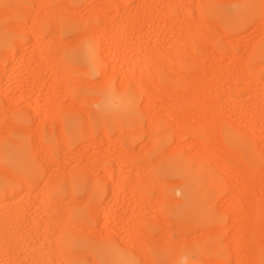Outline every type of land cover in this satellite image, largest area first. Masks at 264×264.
<instances>
[{"label":"rangeland","instance_id":"rangeland-1","mask_svg":"<svg viewBox=\"0 0 264 264\" xmlns=\"http://www.w3.org/2000/svg\"><path fill=\"white\" fill-rule=\"evenodd\" d=\"M44 1H46V0H44ZM60 1H64V0H60ZM60 1L47 0L45 2L46 3L45 4V3H42L41 0H35V1L34 0H17L16 3L12 6L0 5V11H1V9L4 10V8H5V13H4V11H2L3 13L0 12V24L5 26V32L4 33H6V37L8 38V41H9L8 44L0 47V89H1L0 90L1 91L0 92V104H1L0 105V126H1V129H0V133H1L0 134V157H1L2 152L5 149H9L14 143L19 141V142H22L25 145V147L28 148V152L30 153V159L34 163V166L38 169L36 178H33V179L31 178L30 181L28 180L29 185L26 187V186H23L22 183L18 182L17 178H16L17 175H20L22 173H20V171L17 168H15L14 165L9 164L2 157L0 158V171H1L0 172V179L2 180L1 182H3L2 184L4 186H6V188H8L7 193L5 192L7 190H4L3 192L0 193V195L6 197L8 200L10 199V197H12L14 201L16 200L19 202L22 195L27 191V190L25 191L24 189H28V188L32 189L31 193L34 195V197H33V195H32L33 199L30 198V196L27 197V198H29L28 199L29 201L27 203H28V206L31 205L29 207V209H31L30 211H33L34 214H36V216H37L36 220L38 221V222L35 221V223H38L37 225H35V223H33L31 226L28 227V229H30L31 231L30 230L27 231L28 230V229H26L27 226L25 225L26 228H24L25 226H22V225H24L22 223L19 224V225L22 224L21 226H19V225L17 226V224H15L16 227H19L20 229L21 228L25 229L24 231H25V233L28 232L29 233V234L27 233L28 235H30V232H32L31 235L33 237H30L26 234L27 238H25V239L28 240V237L30 238L29 242H30L31 246H30V248L28 246L27 250H30V251L32 250L31 252L33 254H31L32 255L31 256L30 255L31 252L27 251L29 255L26 258H24L23 255H22L23 257L17 255L18 257L16 259L12 260V257H11L12 254L11 253L13 251L11 249L15 248L16 243L11 242L12 243V245H11L9 243V240L5 239V238H7L6 236L9 235L8 233H10L14 227H12V225H10L12 227V229H11V227L9 226V228L11 229L10 231H9V229L8 230L6 229L7 231L1 229L2 232L0 231V236L2 234H4V235L6 234V236L3 235V240L5 239L12 247L10 248L9 247L10 245L8 243H7V245H9V246L5 245L6 244V243H4L5 240L0 241L1 243L2 242L4 243V245H3V243H2V245L0 243V245L2 246V253H0V257H1L0 262H2V263H0V264H4V263L11 264V263H7L5 261L7 259H8L7 261L10 260L9 256L11 257L12 262H15V260L17 261V259L19 257L23 258V260L25 259V261L27 259H30L31 257L34 258V256L39 253L37 251H40V249H41V248L39 249L37 247V244H39L43 240V239L41 240V237L46 238V236L49 235V234H47V232H51V233L53 232L52 234L50 233L49 236L53 235L50 238H52V237L57 238L56 242H55V239H53V238H52L53 240L50 239V241H51L50 244L48 241L49 245L55 244L56 247L59 245H60V247H61V245L62 246L65 245L62 248L63 249L62 251H58V253L56 251V253H55L56 255L54 254L55 250H54L53 254H52V252H50L51 254L50 253H48V254L51 257L57 258L56 260H58V261H60V259L62 258L61 260H65L64 262H66V264H73L72 260L74 258L73 257L74 250H75V254H76V252L80 253L81 251L85 252L87 250L86 255L85 254L84 255L85 256L89 255V256L85 257V256L80 255V254L77 255V257H84L83 261H81L82 259L79 260V261L84 262V263H86L85 261H88L86 258L89 259L92 256V259H94L96 261V263L94 260H92L93 262H90V259H89V262L91 264L92 263L93 264L94 263L95 264H118V262H117L118 259L116 258V255L117 254L123 255L125 253L124 256L132 258V260L134 261V264L137 261L138 262L136 264H141L142 263L141 259H143V258L139 257L140 255L137 254V252H139L137 249H141V248H143V246H145L144 248L147 249L148 252L150 253L151 256H149V255H147V256L151 257V262L153 264H163L162 258H164L165 256H168L174 252L179 253V252L184 251L185 249H187L190 246L194 247V246H198V245H200V246L206 245V246H208V248H213V250H210L208 253H206L204 255V257L206 256L205 258H207V259L203 258V260H204L203 264H244V262L242 263V261L247 257V254L245 252V246H244L245 242H243V241H245V240H243L245 238L241 237V235L239 234L240 231L238 232V230L241 229L240 227L242 226V224L244 222V218H246V217H244L243 214H244V211H246L244 209L247 208L246 207L247 205L244 206V203L242 201L243 199L241 198V196L237 197V194H240L238 191H240L241 188H242V190H244V188H246V187L248 188V187H250L249 185H251V187L247 190L248 191L247 198L249 196L250 197L254 196L257 198L256 202L258 203L257 204L258 206L257 205L256 206H257L258 210L255 211V213H254L255 209L252 211H253V214H256V212H257V214H256L257 217L256 216L254 217L255 221L257 222V220H258V223L259 222L262 223V224L259 223V224H261L260 226L257 223V229L264 228V217H263L264 216V150H263L264 149V100H263L264 99V91H263L264 90L263 89L264 88L263 87V85H264L263 84V80H264V65H263V63H264V3H262V2H264V0H218V1L217 0H194V1L193 0H177L181 3L180 4L178 2L181 6H179L178 3H177V5L179 7H177L176 4H175V6H172L170 4L172 6L170 9H168V7H170L169 4H166V3L167 2L172 3L173 2L172 0H168V1L162 0V1H164V3L162 2L163 4L162 3L157 4L158 1H159V3L161 2L160 0H158V1H156V0H142V1L141 0H133L136 4L131 0H68V3H70V4H68V3L67 4L71 5L68 7L75 8V10H77L81 7V9L77 10V11H79V13H77V11L72 10L73 12H75L74 15L77 16L76 19L77 18H79V19L76 20L73 17L75 19V21H73L74 19H72V16L69 17L68 13L66 15V13L64 11H63L64 13H62V10H61V14H64V15H61L62 18L59 16L58 19L60 22L57 21V19H55L56 18L55 17L54 19L57 22L52 23L51 22L52 19H50L51 20L50 21L51 24H50L48 21L49 20L48 16H50L49 15L50 13L47 14V12H49L50 10H54V9H50V8L51 7L54 8V6L56 7V4ZM126 1H130V2L126 3ZM174 1L176 2V0H174ZM39 2L41 4H45V5L39 6L37 4ZM66 2H67V0H66ZM187 3L189 5H187L185 7L182 6V4L186 5ZM140 4L142 6H139ZM261 4H262V6H261ZM58 5H60V4H58ZM61 5L64 6V4H61ZM161 5L163 6V8ZM21 6H24V7H21ZM85 7L89 10H87ZM138 7L141 9H139ZM164 7H167V8H164ZM20 8L22 9V11L20 10ZM65 8H66V6H65ZM155 8H158V9H155ZM45 9L47 11H45ZM55 9H57V8H55ZM182 9H183V12L185 14H182V12H181ZM26 10H27V12H26ZM159 10L160 11L162 10V12H160ZM163 10L164 11L168 10L167 12H168V15H170V17L167 15V12L165 13V12H163ZM179 10H180V12H179ZM241 10H242V13H241ZM43 11H45V12H43ZM69 11L72 12L71 10H69ZM28 12L29 13L31 12V13L29 14ZM36 12L38 13V16L40 15L39 18L37 16ZM50 12H52V11H50ZM70 12H69V15H70ZM44 13L47 14V15H45L46 17L43 16ZM151 13H152V15H151ZM154 13H155V15H154ZM158 13H159V15H158ZM79 14H81V17H79L80 16ZM156 14H157V16H156ZM244 14H246V16H244ZM153 15L156 17H154ZM160 16H162V18ZM85 17H87V18H85ZM158 17L161 18L163 21L161 19H159ZM40 18H42V20H41V22H38V19L40 20ZM44 18H45V20H43ZM80 18H82V20L83 19L84 20L82 21V20H80ZM108 18L110 20H108ZM187 18L192 20V21H189V23H191L190 25L188 23ZM186 19H187V21H186ZM199 19H201V20H199ZM11 20H12V22H14L13 25H17V26H14V27H12V25L8 26L7 23L8 24L11 23ZM113 20H114V22H113ZM156 20L159 21V23ZM164 20H165V22H164ZM193 20H194L195 25L193 24V26H192ZM234 21H235V23H234ZM37 22L40 24H38ZM108 22L111 23L112 25L110 24L111 25L110 26ZM236 22H237V24H236ZM36 23H37V25H36ZM155 23H157V25ZM32 24H33V26H32ZM54 24H56V26ZM34 25H35V27L36 26L37 27L35 28ZM106 25H108V26H106ZM6 26H7V28H6ZM22 26H23V28L21 29ZM50 26H52V28L54 30H55V28H56V30L58 29L57 34H55L56 30L54 31L55 32V33H53V35L55 34L54 36H56V35L59 36L58 39H60V37L62 39L66 38L67 42L70 40L71 36L74 39V37H73L74 33H78L77 31H80V32L83 31L84 32V31H86L84 29H86L87 27H88L87 29H89V32H91V30L94 31L95 29H97V33L96 34L93 33L94 35H91L92 33L90 35H85L87 33L89 34V32H87L88 31L87 30L86 33L84 34L85 36L83 35V32L81 33L83 35V37H81V35H79L78 38H81L79 40L76 37L77 34H75L74 36L76 37V39L70 40L72 42H70V43L68 42L69 45L64 44V45H66V46H64L65 49L62 48V46H61L62 49L59 48V50H60V55H59V53H58L59 51L56 48H58L61 44L65 43L66 41L64 39H63V41L60 39L59 40L60 42L58 45V44H55V42L58 41L56 39L57 37L55 38L57 41L56 40H55V42L53 41L54 43L51 40H49V38H47V37H50L48 34L50 32V35H51L52 34L51 30H53V29H50L51 28ZM93 26L96 27L94 30H93V28H94ZM105 26H106V28H105ZM90 27H91V29H90ZM81 28H84V29L81 30ZM231 28H232V30H231ZM38 29H40L41 35H39L38 32H40V31ZM193 29H194V31H193ZM106 30L109 33L105 34L107 32ZM29 31H31V32L32 31H38V32H36V33H38V35L37 36L33 35L35 32L31 33ZM94 32H96V31H94ZM223 33L226 36L229 35L228 36L229 39L228 38L224 39L223 37H225V35ZM187 34H189V35H187ZM53 35H52V38L51 37L50 38L54 40ZM181 35L184 36V38ZM111 36H112V39H111ZM178 36H181L182 38L179 37V40H177L176 38H178ZM190 36H191V38H190ZM37 37L38 38L40 37V38L38 39ZM231 37L236 39V41ZM86 39L87 40H90V39L96 40V41H99L100 43H102V42L104 43V40H105L104 44H106V48H105V45L103 43L100 45L102 47L101 48L102 50L105 49L104 50L105 52H107V51L110 52V53L107 52L108 54L107 53L105 54V52L103 53L104 56L106 55L105 56L106 58L103 56L104 68L106 70L105 69H104V71L101 70L97 74H93V73L89 74L90 71H89V66H87L88 64L82 62L81 59L79 58V54L77 53V50L80 47V44ZM231 39H232V41H231ZM107 40L110 41V43ZM112 40L113 41L115 40L116 42L115 41L113 42ZM16 41H18V42L16 43ZM48 41L52 42L54 44V46H52L53 45L52 44L51 47L44 46V48L48 47V48H46L47 51H49L48 54H47L46 49L43 48V50H42L41 49L42 47L40 49L35 47L38 45V44L37 45L35 44L37 42L40 43L39 46L40 45L41 46L46 45L47 43L50 46V43ZM61 41H62V43H61ZM178 41H180L181 43ZM43 42L46 44H43ZM189 42H190V45H189ZM22 43L24 44V46ZM71 43H72V45H71ZM152 43H155L153 45L154 47L148 46V45H151ZM156 43H158V44H156ZM186 43L189 45L190 50L188 49V45ZM247 43H248V45H247ZM160 44L166 45V46H163L161 48ZM175 44H177V46ZM249 44H250V47H249ZM252 45H254V46H252ZM182 46L183 47L185 46L184 49H182L183 48ZM204 46H207L206 48L210 49L209 53H207L208 49L204 48ZM227 46L231 47L232 51L236 52V53L234 55L231 54L233 52L229 51L231 48L228 50ZM156 47H160V48L158 49ZM177 47H180V48H177ZM242 47H246L248 49H251L252 51L250 50L251 51L250 54L252 53V55H250V54L248 55L249 50H247L246 48L242 49ZM253 47H255V48L253 49ZM55 49H56V51H58V52H56L58 54V56H57L58 58L55 57L56 56L55 52H54L55 54H52V55L50 54V52L52 50L55 51ZM154 49L156 51H154ZM203 49H205V50H203ZM44 50L46 51V54H45ZM181 50H182V52L184 50H187L186 52H183V54H185L184 57L182 55ZM191 50H193V51H191ZM239 50H243L244 52H242V51L241 52L243 54L244 53H246V54L243 55L240 52V56H239V54H237ZM3 51L5 54L4 53L2 54ZM212 51H213V53H212ZM171 52H173V55H171L172 54ZM191 52L196 53V55L192 54ZM155 53H156V55H159V56L161 55L160 56L161 58L160 57L155 58V56L153 57L152 55H154ZM187 53L189 56H187ZM49 54H50V56H48L49 60H50V58L52 60V57L53 58L55 57L54 59H56L54 62L51 61L50 64L48 63L49 60L47 62L44 61V60H46L44 57L47 58V55H49ZM220 54H221V56H220ZM109 55L112 57L109 58L108 57ZM170 55L172 57H170ZM218 55L220 57H218ZM232 55L234 56V58ZM235 55L237 58L235 57ZM132 56H135V58ZM136 56H138V57H136ZM185 56H187V57H185ZM228 56H230V58ZM246 56H249V59L251 58V56H252V58L248 61V57H246ZM38 57H39V60H38ZM107 58L109 61H107ZM174 58H175V60H174ZM198 58H200L201 60H199ZM218 58H220V59H218ZM235 58L237 59L236 61H235ZM70 59L72 62L70 61ZM161 59L163 60V62ZM204 59H206L207 61ZM115 60L118 62L116 63ZM152 60H153V62H152ZM159 60L161 62H158ZM187 60H189V65H188ZM216 60H219L218 61L219 64ZM228 60H229V62H228ZM231 60L236 62V64H240V67L238 68L239 65H237V66L235 64L232 65L233 61L231 63ZM238 60L243 65L240 62H238ZM122 61L123 62L125 61V62L123 63ZM132 61H133V63H132ZM111 62L114 64L116 63L117 65L116 64L113 65ZM151 62L154 64H152ZM214 62H216L217 64ZM52 63H54V66L58 67L59 72H52L53 69L55 68L54 66H52ZM118 63H120L121 65L120 64L118 65ZM244 64H246L247 67L244 66ZM254 64L255 65L261 64L263 66L260 65V67H259V66H255ZM50 65L54 68L51 69L52 67H50ZM109 66H110V68H109ZM113 66L114 67L117 66V67L113 68ZM243 66L246 67V69H248V72L250 73V75L253 76V78L256 77L255 80L252 77H250V80L253 79L254 81H256V82H254L252 80L253 82L252 81L250 82L251 88L249 86H247L250 84V83H248L249 78L246 77V78H248V80L246 78L242 79L243 73H241V70H243L242 69ZM85 67H86V69H85ZM107 67H108V69H107ZM137 67H138V69H137ZM153 67L156 68L155 71H157L158 74L157 73L153 74V70H154ZM207 67L211 70H209ZM221 67L222 68L224 67V68L222 69ZM127 68H128V70H127ZM196 68L200 69V70H196ZM217 68H219L220 70H223V72L225 70L226 74L223 73L222 71H220L219 69H218L219 72L217 73V71H218ZM234 68L235 69L238 68V69L235 70ZM240 68H241V70H240ZM179 69H180V71L182 70L181 72H184L185 75H183V73H180L178 71ZM215 69L217 71H214ZM85 70H87V71H85ZM113 70H114V73H113ZM105 71H107V75H106ZM126 71H127V73H126ZM145 71H147V72H145ZM148 71H150L149 73H151V71H152L153 75L150 74L151 77L146 76L148 74ZM195 71H197V74H195ZM201 71L203 73L204 72L209 73V74L206 73L209 79L206 78L207 77L206 74H204L206 77L204 75H202L203 73ZM227 71H229V73ZM244 71H246V72H244ZM244 71L243 72L247 74V70H244ZM102 72L105 73V77L101 76L103 74ZM176 72H178V73L176 74ZM185 72L188 73L189 75H187ZM213 72H214V74H213ZM215 72L217 73L216 74L217 76H215ZM221 72H222V74H221ZM54 73H56V74H54ZM119 73H121V74L124 73L125 75L123 74L121 76V74L119 75ZM136 73H137V75H136ZM143 73H144V75H143ZM191 73H192V75H191ZM249 73H248V76H249ZM108 74H110L109 75L110 78L107 77ZM198 74H199V76H198ZM218 74L220 76H218ZM227 74H230V75H227ZM240 74H241V76H240ZM132 75L134 76V78L131 77ZM200 75L202 76V78L204 77L205 79L204 78L202 79ZM209 75L211 77L213 75L214 77L210 78ZM123 76L125 78H123ZM127 76H128V80H127ZM157 76H158V78H157ZM181 76H182V79L180 78ZM188 76L189 77L191 76L190 78H192V79L195 78L197 80L199 78H201L202 80L199 79L197 81L199 85H200V83H199L200 80L207 87H209V86L213 87V85H214V87L212 89L209 88V90L207 92V95L209 93V95H211V96H209L208 98L204 97V98H206V99H204L203 96H201L202 95V93H201V94H199L200 97L199 96L197 97L196 96L197 94H195V93L199 92L198 87H197L198 92L197 91H191L190 92V88H191V90L195 89L193 87L196 85V83L194 82L195 84L193 86L191 83V82H193V80L188 79ZM197 76L199 78H197ZM227 76H228V78H227ZM232 76L234 77V81L236 80V82L239 81V83H241L240 84L241 86L238 85L239 83H236L231 79ZM236 76L239 80L237 78H235ZM244 76H246V75H243V77ZM83 77H84V80H83L84 83L81 82ZM176 77H177V79H176ZM85 78H87L86 80L94 79V82L93 81L91 82V80L90 81L88 80L89 83L86 85L87 81H85ZM213 78H215V81H211ZM108 79H109V81H108ZM122 79L125 81L127 80L126 83L123 81L125 84H123ZM229 79H231V80H229ZM244 79H246V81L243 82ZM190 80H191V82H190ZM260 80H262V81H260ZM79 81H80V83H79ZM99 81L100 82L102 81V83H100ZM187 81H189V82L186 86L185 83ZM229 81H233V83H235L234 87L239 86L238 90L236 88L235 89L233 88V90H231L232 94L230 91H228L230 86L229 87L226 86L228 88H226L225 90H227V93L229 92L231 95L235 94L234 92L237 90L238 93L236 92L237 95L235 94V96H236V98L239 96L238 100L241 99V101H238L237 99H234L235 102H233V100L229 101L230 95L227 96L226 91H224V89H223V88H225L224 86L226 84L227 85L229 84L233 87L234 84L232 82H229ZM17 82H19V83H17ZM53 82H55V83H53ZM120 82H122L121 85H120ZM213 82H215V84ZM226 82H228V83H226ZM246 82L248 83L247 85H246ZM261 82H262V85H260ZM189 83L193 87H189ZM221 83H222V86H221ZM11 84L13 87L11 86ZM109 85H111L112 87L115 88L116 92L119 94L118 96L124 95V97H130L131 95L134 94L133 100L136 103V114H137L136 118L133 119V118H129V117H122V116L115 115V114L103 115L100 113L99 108H98L99 107L98 102H99V99L101 98V94H102L103 90ZM119 85H120V87H119ZM242 85H243V88H242ZM163 86H164V89L162 88ZM166 86H167L168 91H169V89L172 90L170 93H173V92L175 94L177 93L178 96H179L180 90L182 88L181 93H183V90H184L185 94L189 92L192 95V96L189 95V97H191L190 98L191 100H189L188 98L186 99L187 101L184 100V98H185V97L183 98L184 94L183 95L181 94L182 95V97H181L182 100H180L181 103H179L180 102L179 99L177 100L178 102H176V100H174L175 101L174 102L173 101V99L175 98L174 95H173V98H171L169 96L170 94L165 92ZM169 86H170V88H169ZM200 86H201V88H203V90L200 89V91L203 92V94H204L205 90L208 88L205 87L206 89L204 90V87H203L204 85H200ZM215 86H216V89L220 92V94L217 90H215ZM244 86L249 87L248 91L251 89V92H253V94H254L255 90H256V92H255L256 94L258 93L257 91H259V90L263 91L262 95L259 94V96H257L259 98H261V97L262 98L259 100L257 99L258 103L255 101L257 103L255 106H258L259 108L256 109V107L253 106L255 108V110H257V111L253 110L256 114L253 113V111H252V108H253L252 105L255 104L254 100H256V99L253 100L254 104L252 103V101L247 99V96H249V94L247 93L248 91H246V89H244L247 87H244ZM254 86H256V87H254ZM232 87H231V89H232ZM240 87H241L243 93L241 92ZM218 88L220 90L223 89V94H225V95L222 96L221 95L222 92ZM137 89H139V90H137ZM177 89L178 90L180 89V90L178 91ZM210 89L212 90V92L214 91V94H212ZM2 90L3 91L5 90V91L3 92ZM71 90L74 92L72 93ZM90 90H92V91L90 92ZM239 90H240V92H239ZM252 90H254V91H252ZM262 91H261V93H262ZM128 92L130 95L127 94ZM217 92H218V94H217ZM259 93H260V91H259ZM84 94H89V97H90V95H92V96L97 95V96H94V97L91 96L92 98L90 97V99H89L87 97L88 95L86 96ZM246 94H248V95H246ZM250 94H252V93H250ZM11 95H13V96H11ZM207 95H205V96H207ZM213 95L216 97V101L215 100L212 101L213 98L215 99V97ZM219 95H221V97H219ZM244 95H246V99L248 100V101L244 100L246 102H244L242 100ZM194 96H196V98ZM212 96H213V98H212ZM224 96H226V97L222 98ZM233 96H230V98ZM167 97H169V98H167ZM201 97L203 98L202 101L208 99V101L205 102V105H206L205 107L200 105L202 103L201 99H200ZM210 97L212 98V100ZM217 100L218 101L220 100L221 102L218 103ZM236 100H237L238 106H237V104H235L234 105L236 107V109H235L233 105L231 106V104L236 103ZM12 101H13V103H12ZM163 101L164 102L166 101V103H164ZM188 101L190 103L192 101L193 104L192 103L190 104ZM249 101L252 103V105L251 104L246 105V103L247 102L249 103ZM161 102H163L164 104ZM182 102H184V103H182ZM187 102L189 103L188 107H189V105H191L190 106L191 108L189 107V109H190L189 114H187L188 108L186 109L184 107V104H187ZM196 102L199 103V107H198V104ZM208 102H209V107L211 105V108H212V106L215 104L213 106L215 110H217V109L220 110V108L221 109L224 108L220 111V112H222L223 110L225 111V108H226L227 114H228V112H229V114L230 113H232V114L231 115H229V114L225 115V117L227 119L223 118L222 122L220 124H218L215 122V121H217V120H215V118H216L215 115H217V114H214V116H212V114L215 113V112H212V114H211L212 117L209 116L210 119H213V123H212V121L208 118V114H206L207 110L205 109V108L208 109ZM211 102H212V104H211ZM228 102L229 103L233 102V103L228 105ZM226 103H227V105H226ZM222 104H224V105H222ZM240 104H241V106H240ZM259 104L260 105L263 104L262 105L263 107L262 106L260 107ZM167 105H168V107H167ZM169 105H171V106H169ZM1 106L2 107L4 106V109H5V107L7 108V109H5L6 113H4L5 110ZM194 106L196 107V109H197V107L201 108L200 111L202 114L206 110L204 112L205 115L203 114L205 117H203V115L200 114V112H198V109L196 110L194 108ZM247 106L251 107V108L249 107V112L247 110ZM53 107H55V109ZM170 107H171V110L168 109L170 111L169 112L166 109L170 108ZM240 107H241V109H240ZM47 108L49 110L51 108H53L55 111L53 109H51L52 111L46 112V114H49L50 116L46 115L45 110L47 111L48 110ZM184 108L187 111H185ZM202 108L205 110L202 111L203 110ZM8 109L11 111H8ZM159 109L161 112L159 111ZM163 109H165V110H163ZM209 109L207 112L210 115L211 112L209 111ZM259 109H261V110H259ZM181 110H183V111H181ZM192 110H194V111L192 112ZM211 110H213V108ZM237 110L240 112H243V113L240 114V113H238ZM243 110H247L248 113H246V111H243ZM172 111H174V112H172ZM260 111H263V113ZM53 112H55V113H53ZM183 112H184V114H183ZM163 113H165V114H163ZM173 113H174V115H173ZM191 113H192V115H191ZM8 114H9V116H8ZM52 114H54V115H52ZM218 114H220V113H218ZM224 114H222L223 117H224ZM243 114H244V118H243ZM251 114L254 115L252 119H251V117H252ZM171 115H172V117H171ZM234 115L236 118L234 117ZM238 115H239V119H238ZM44 116H46V118ZM48 116L51 118H49ZM156 116H158V117H156ZM180 116H182V117H180ZM190 116H192V117H190ZM248 116H250V117H248ZM256 116H257V118H256ZM8 117H9V119H7ZM148 117H150L151 119ZM155 117L157 120H155ZM184 117H186V118H184ZM213 117H215V118H213ZM170 118L172 120H169ZM201 118H202V120H205V121L200 120ZM228 118H229V121H228ZM189 119H190V121H189ZM5 120L6 121L7 120L12 121V122H10L11 125L7 124ZM48 120H50V122ZM187 120L189 121V124H188ZM230 120H231V122H230ZM151 121L156 122V124L153 122L154 125H156L155 126L156 129L153 128L154 130L159 131L158 133H160V130H162V133L159 135V137H158V133L156 136V139L158 137V139L160 138L162 141L160 139L159 140L155 139V140L151 141V138L153 139V137H150L151 135L149 136L150 138L147 137V135H149L150 132L145 131L144 129H147L149 124H151V125H149V127L150 126L153 127L152 123L148 124V122H151ZM175 121H177V124H173V123H176ZM223 121L224 122L226 121V122L224 123ZM249 121H253V122H249ZM84 122H86V123H84ZM171 122H173V123H171ZM180 122H182V123L180 124ZM192 122H194V123H192ZM206 122L208 124L212 123L216 127H214L213 125H212L213 126L212 127V126H210L211 125L210 124L209 125L210 129H209ZM246 122H248V123H246ZM254 122H256V123H254ZM12 123H13V125H12ZM183 123L185 124V126L183 125ZM199 123L206 124L205 127H204V125H201V126L203 128H207V129L201 128V126L198 125ZM222 123H224L225 125L227 124L226 127H228V129H232L236 132H239L245 138L249 139L252 142V144L254 145V148L259 153L261 160L251 161L250 158L247 159V154H244L243 151H242L243 153H240L241 152L240 148L234 144L232 145V142H230L228 139H226L227 137L225 138V136L222 135V134H225V131H226L225 130L226 127H224V124L222 125ZM249 123H251V124L248 125ZM253 123L255 124L254 126H257V127L254 128V126L252 125ZM17 124L18 125L21 124L20 125L21 128L22 127H24V128L21 129L20 126L17 127ZM193 124L195 125V127L194 126L192 127ZM237 124H239L240 126L242 125V127H239V125L237 126ZM2 125H5V126H2ZM188 125L191 127L189 129V132H191L190 131L191 129L193 130L192 132H194V130H195V133L191 132L192 135L188 132L189 136L185 135L187 133V131H186V133H184V132H182L183 130L180 131L178 129V128L184 129V127L189 128ZM251 125L254 128V130H253L254 132H252L253 135L250 134L251 133L250 132ZM246 126H248V128H246ZM6 127L9 129L5 131L4 129H6ZM17 128H19V129H17ZM200 128L203 130L202 132L199 131ZM243 128H244V130H247V132L243 131ZM20 129L22 131H20ZM23 129L26 131H24ZM218 129H219V132H218ZM236 129H238V131ZM141 130H142V132H140ZM222 130H223V133H222ZM248 131H249V133H248ZM146 132L147 133L149 132V133L146 135ZM151 132H152V129H151ZM179 132H182L183 134L179 133ZM5 133H6V135H4ZM153 133L156 134L154 131H153ZM196 133H198V135ZM200 133H202V134L206 133L205 134L206 137H208L207 136L208 133H209V135H212L213 137H217V138H219L221 136L219 139H221V140L224 139L222 141L223 144L217 138H216L217 140L214 138L217 142H220V144L217 143L218 146L215 143L216 144L215 146L217 148L222 147L221 149L226 154L221 152V155L224 154L223 156H221V155H219L220 150L217 151L218 149L217 150L212 149V148L216 149V147H214L212 145V144H214L212 141L213 139H210L212 136L208 137V139H207L204 135L202 136V134H201V136H199ZM216 133H217V135H216ZM117 135L119 137L121 136V138H118ZM255 135H256V137H255ZM122 136L124 137L123 139H122ZM152 136H153V134H152ZM183 136H184V138H182ZM197 136L201 137L202 139L197 138ZM222 136H224V137H222ZM10 137L11 138L14 137L15 139L12 141V139ZM185 137H186V139H185ZM204 137L206 140H203ZM32 138H34L35 141ZM179 138H182V140ZM16 139H17V141H15ZM31 139H32V141H31ZM137 139H138V141H137ZM36 140H38L37 143H35ZM193 140L195 143L193 142ZM199 140H201L202 143H200ZM208 140L211 143L208 144ZM157 141H158V143H157ZM190 141H192L193 143ZM188 142L190 143V145ZM176 143H179L178 146L176 145ZM183 143H188L187 144L188 146L186 144H185L186 146L183 145ZM158 144H159V146H158ZM204 145H205V147H204ZM211 145L213 147H211ZM209 146L211 147V149L213 151L210 149ZM41 147H42V149H41ZM162 147H165V150L167 152H169L168 153L169 158L167 157V155H166L167 152L164 151V148H163V151L165 152V155H164V153H161L162 150H160V148L162 149ZM32 148H34L37 153ZM121 149L123 152L121 151ZM172 149H174V150L177 149V150L174 152V150H172ZM201 149L202 150L204 149V152L201 151ZM170 150L173 152L170 153ZM206 150H207V152H206ZM236 150H239V151H236ZM199 151H201V153ZM231 151H232V153H231ZM233 151H235L234 154H233ZM39 152H41V153H39ZM121 152L123 154H121ZM186 152H189L192 154H187ZM217 152H219V153L217 154ZM198 153L200 155H198ZM206 153H207V156H206ZM162 154L165 156L164 159L162 158V156H163ZM172 154L174 156H172ZM201 154H202V156H201ZM50 156H52V157L50 158ZM181 156L182 157L184 156L183 159H185L188 162H192V164L195 165V169L192 170V176H196V174H199V175L203 174L201 172H205V173H209V174L214 173V172H217V173L219 172V174L222 173L220 175L218 174V176L223 177V178L219 177V179H221V181L219 180L220 182L219 181L214 182L212 180L209 181V179L207 177V181L205 180V186H203L202 192H201L203 197L205 196L208 198V201L210 203V207H212V209H214V212L216 214V219H214V221H212L211 223H209V222L204 223L203 221H201L199 219H196V218H193V217H190V216H187V215H184L181 213L184 211V203H183V199H182V193L179 190V188L183 184V179L179 175H174V174L163 172V168L167 164H169L172 161H175L176 158H177V160H178V158L182 159ZM208 156L209 157L211 156V157L209 158ZM215 156H217V158H215ZM232 156H234V158ZM46 157H49L46 159V160H49V162L44 160ZM236 157H239L238 160H240V161H237ZM53 159H55L56 161ZM52 160H53V162H52ZM126 160H128V161H126ZM57 161L59 163L60 162L61 163L59 164ZM56 162H57V164H56ZM238 162L240 164L236 168L235 165L238 164ZM48 163L49 164H51V163L56 164L55 166L59 165L60 166L58 168L59 170L57 169L58 170L57 171L54 165L51 166ZM66 163H68V164L66 165ZM91 163H93V168H91L92 167ZM132 163L135 165L132 166L133 165ZM203 163L205 164V167H203V165H204ZM212 163L214 164V166ZM46 164H47V166H46ZM86 164H87V166H86ZM140 164H143L142 167H144V166L146 167L147 164H149V166H151V167H149L147 165L148 167L146 169H144L145 167L143 168L145 170L144 171V170H142V167L137 168V165L140 166ZM88 165H90V167ZM217 165L218 166L220 165V166L218 167ZM53 166H54V168H53ZM224 166L227 168L226 169L227 171H224V172H221L220 170L215 171L218 168L220 169V167H222L224 170ZM47 167H49V168H47ZM50 167H51V171H52V169L56 170V173L60 172L59 174H61V173H63V171H65L62 175H59V177H60L59 180H58V174L56 175L58 182H57V184L55 183L57 181L56 177L54 179L56 181L53 182L56 184V186L55 185L52 186L51 183L50 184L48 183L49 178H50L49 175L55 173L53 171L49 172ZM211 167H214V170H211ZM222 168H221V170H222ZM238 168H242V169L248 168L249 171L247 170V172H246L248 175L244 176V175L238 173L237 171L240 170ZM6 169H8L7 171L11 172V174L13 175V176L11 175L12 177L11 176L8 177L9 173L8 172L6 173V171H5ZM69 169H70V171H69ZM66 170H68V171H66ZM243 170L246 171V169H243ZM115 171H118V172H115ZM2 173H4V174H2ZM122 173H125V174H122ZM241 173H243V172H241ZM45 174L48 177H45ZM211 176H212V174H211ZM66 177H67V179H66ZM15 178H16V180H15ZM245 179H247V180H245ZM52 180H53V178H52ZM171 180H173V181H171ZM176 181H178V182H176ZM244 182L245 183L249 182L250 184L248 183V185L246 186L244 184ZM7 185H9L10 187ZM228 185H229V187H228ZM41 186H43V187H41ZM44 186L46 189H44ZM225 186L227 187V189ZM244 186H246V187H244ZM36 187H37V190H36ZM49 188H50V190H47ZM30 189L28 191H31ZM33 189L35 191H37V193L39 191L41 193L37 194ZM9 190H10V192L11 191L12 192L9 193ZM42 190H43V194L48 191L47 194L49 196L45 193V195L47 197L46 196L41 197ZM229 191L234 192V194L236 196L234 198H231L232 196H231V193ZM242 192H244V191H242ZM19 193H21V194H19ZM31 193H30V195H31ZM39 194H41V195H39ZM243 194H246V193H243ZM15 196L16 197L18 196L17 198H19V199H14ZM39 196L41 198H39ZM48 197H50V198H48ZM55 197L57 200L53 199ZM84 197L86 198L85 200H84ZM180 197L182 200L180 199ZM254 197H253V201H254ZM44 198H45V200L43 202L42 199H44ZM49 199H51V200H49ZM58 199L60 201H63V202L60 203ZM78 199H80V202H77ZM81 199H82V203H81ZM179 199H180V201H179ZM244 199H245V197H244ZM36 200H39V201H37L38 203H36ZM55 201L58 202V204L54 203ZM158 202H159V204H158ZM236 202H239L238 203L239 205H237ZM244 202H246V201H244ZM256 202H254V203H256ZM49 203L51 205L54 204V206H51V205L49 206ZM62 203L65 205H63ZM35 204H38V205L40 204V205L38 207ZM141 204H142V206H141ZM59 205L60 206L62 205L63 207H60ZM36 206L38 208H36ZM39 208L42 210L47 209L46 211H43L45 214ZM61 208L64 210V212H63V210L62 211L60 210ZM144 209H146V210H144ZM74 210L76 212H73ZM39 212H40V214H39ZM151 212H152V214H151ZM46 213H47V215H46ZM136 213L139 214L138 215L139 217L137 216ZM42 214H44V215L42 216ZM57 214L59 216H57ZM251 214H252V212H251ZM253 214L251 216H253ZM152 215L154 217H152ZM48 217H49V219H48ZM55 217H58L57 219H59V220H57ZM48 220H51V221H48ZM47 222H49V223L51 222V224H48ZM71 222L72 223L74 222L73 226L70 225V224H72ZM61 223H63V224H61ZM3 224L5 227H7L6 225L8 223H7V221H6V223L4 221L0 225H3ZM10 224H12V223H10ZM60 224L62 225V227ZM74 224H76L75 227L78 225V227H76L77 229L74 227ZM179 224H181L180 227L183 224L184 225L181 228H179ZM187 224H189V225H187ZM209 224H211V226H213V227H216L218 225L215 228V230L218 227L220 229L217 230L218 232H215L212 229L214 231V234H210L211 229H209V235L208 234H207V236L205 235L206 238H205V236L201 237L200 234L204 235V232L200 233V231H202L203 228H205V229L206 228L208 229V227L210 228L211 226ZM46 225H48V226H46ZM49 225H51V227H53V229ZM63 225H64V227H63ZM165 225H167L168 227H165ZM184 226H187L188 228L186 227V228L182 229ZM65 227L67 229H64L62 231L61 229L65 228ZM72 227L79 232L81 231V233H83L84 236L79 235V233L77 231H73V233L77 232L78 235L74 234L75 237H74V235L72 236L73 233L70 234L72 231L71 229H73ZM78 228H79V230H78ZM193 228H194V230H193ZM242 229H243V227H242ZM45 230H47L46 233H45ZM3 231L6 233H3ZM16 231H20V230L15 229L12 231V233H15ZM24 231L22 230L20 232H24ZM60 231H62V232L59 233V236H57L58 232H60ZM213 231H212V233H213ZM257 231H256L257 236H255L257 239L256 238L255 239L257 240L256 241L257 246L259 245L258 250L260 249L259 251L261 253L256 254L257 256H255V257H259L258 260H259L260 264L261 263L264 264V235H262V234L260 235V233H264V230H262V231L260 230V232H257ZM185 232H186V234L183 235L182 233H185ZM197 232H199L200 234L198 233L199 235L198 234L195 235V233H197ZM12 233H10V239H11V237L14 238L16 236L15 235L16 233L15 234H12ZM146 233H148V235H146ZM11 235H13L14 237ZM34 235L35 236L37 235L36 236L38 239L37 241L40 240V242L36 241V239H35L36 237H34ZM68 235L71 237H69ZM189 235L192 236L191 238H187L190 243L188 242V240H186V236L190 237ZM144 236L147 239H148V237H149V239L151 238L152 241H154V239L159 237V238H157L158 242H156V241L152 242V241H150L151 239L148 241ZM152 236L155 238H153ZM194 237H196V238L194 239ZM64 238L68 239V240H61ZM25 239H22L21 241L23 242ZM47 239L48 238H46V240ZM206 239H208V241ZM143 240H144V242H143ZM11 241L16 242L17 240L14 239ZM140 241L143 245H141ZM167 241H168V243H167ZM261 241H263V242H261ZM32 242H33V245H32ZM14 244H15V246H14ZM124 244H126V245H124ZM179 244H181V246L180 247L178 246L179 248L178 247L176 248V246ZM1 246H0V248H1ZM4 246H7L12 251L11 252L9 249H6L7 247L5 248L6 250H8V252H10L11 255L8 254L6 251L3 254V250H5V249H3ZM140 246H142V247L140 248ZM16 247L18 248V249L15 248V250L17 251V250L21 249L22 246L20 247V245H19ZM50 247H54V246L51 245ZM60 247H58V248H60ZM110 247H111V249H110ZM65 248L68 249L69 251H71V253L68 250H65ZM49 249L50 248H48V250ZM132 249H136V252ZM50 251H53V250H50ZM63 251H64V253H63ZM87 252H89V254ZM17 253H18V251H17ZM59 253H60V257L57 256V254H59ZM130 253L133 256L130 257ZM13 254H14V256H16L15 252ZM22 254H25V253H22ZM142 254H146V253L144 252ZM142 254H141V256H142ZM29 256H31V257L29 258ZM143 257H146V256H143ZM154 257L156 259H154ZM21 258L19 259L20 260L19 264H20V262H23V264H24L25 262L23 260H21ZM139 258H140V260H139ZM100 259H102L104 261V263ZM34 260H36V259L34 258ZM143 260L146 261L148 264V262H149L148 259L147 260L143 259ZM3 261H5V262H3ZM27 261H29V263L31 262V260H27ZM144 261H143V263H144ZM9 262H11V261H9ZM146 262L144 264H146ZM16 263L17 262H15L14 264H16ZM58 263L60 264L63 262L60 261ZM30 264H32V263H30ZM33 264H37V262H33ZM149 264H150V262H149Z\"/></svg>","mask_w":264,"mask_h":264},{"label":"bare ground","instance_id":"bare-ground-1","mask_svg":"<svg viewBox=\"0 0 264 264\" xmlns=\"http://www.w3.org/2000/svg\"><path fill=\"white\" fill-rule=\"evenodd\" d=\"M16 1H17V0H0V5H4V6H6V5H8V6H12V5H14V4L16 3ZM34 1H35V0H34ZM41 1H42V3H45L47 0H46V1L41 0ZM43 1H44V2H43ZM57 1H60V0H57ZM131 1H133V0H131ZM141 1H142V0H141ZM156 1H158V0H156ZM160 1H161V2L159 3V1H158L157 4H161L162 2L164 3L165 0H164V1L160 0ZM167 1H168V0H167ZM172 1H173L172 3H173L174 5H173L171 2H167V3H166V4H169V6H170V7L167 6L168 9H170L172 6H175V4L177 5V3L179 2V1H177V0H176V2H175L174 0H172ZM193 1H194V0H193ZM217 1H218V0H217ZM62 2H63V3H62ZM127 2H130V1H126V3H127ZM133 2H134V1H133ZM67 3H68V0H67V2H66V0H64V1H60V2H58V3L56 4V7L54 6V8H52V7L50 8V9H54V10H50V11H52V12H50V11L47 12V14L50 13V14H49L50 16H48V19H49L48 21H49L50 24H51V22L54 23V22L59 21V19H58L59 16L61 17V15H64V14H61V10H62V13L65 12L66 15H67V13H68V16H69V17L72 16V19H74V18L76 19L77 16L74 15L75 12H73L72 10L77 11V10L81 9V7H80L79 9L75 10V8L68 7V6H71V5H68V4H70V3H68V4H67ZM134 3H135V2H134ZM163 3H162V4H163ZM179 3H180V2H179ZM179 3H178V5L181 6V5H180L181 3H180V4H179ZM202 3H203V2H202ZM262 3H264V2H262ZM34 4H35V3H34ZM37 4H38L39 6H41V5L43 6V5H45L46 3H45V4H41V3L39 2V3H37ZM58 4H60V5H58ZM61 4H64V6L61 5ZM86 4H87V3H86ZM128 4H129V3H128ZM135 4H136V3H135ZM170 4H171L172 6H171ZM196 4H197V3H196ZM254 4H255V3H254ZM57 5H58V6H57ZM178 5H177V7H179ZM187 5H189V4H188V3H187L186 5H185V4H184V5L182 4L183 7H185V6H187ZM60 6H61V7H60ZM65 6H66V8H65ZM139 6H142V5L140 4ZM143 6H144V5H143ZM145 6H146V5H145ZM153 6H154V5H153ZM161 6H162V5H161ZM261 6H262V4H261ZM21 7H24V6H21ZM58 7H59V8H58ZM83 7H84V6H83ZM154 7H155V6H154ZM167 7H164V8H167ZM55 8H57V9H55ZM62 8H63L64 10H63ZM77 8H78V7H77ZM85 8H86V7H85ZM138 8H139V7H138ZM162 8H163V6H162ZM18 9H19V8H18ZM43 9H44V8H43ZM86 9H87V8H86ZM139 9H141V8H139ZM155 9H158V8H155ZM20 10L22 11L21 8H20ZM65 10H66V11H65ZM69 10H71L72 12H70ZM87 10H89V9H87ZM153 10H154V9H153ZM184 10H185V9H184ZM2 11H4V13H5V8H4V10L1 9L0 12H2ZM13 11H14V10H13ZM38 11H39V10H38ZM38 11H37V12H38ZM41 11H42V10H41ZM45 11H47V10L45 9ZM45 11H43V12H45ZM63 11H64V12H63ZM159 11H160V10H159ZM167 11H168V10H167ZM167 11H164V10H163V12H165V13H166ZM201 11H202V10H201ZM24 12H25V11H24ZM26 12H27V10H26ZM37 12H36V14H37V16H38V13H37ZM69 12H70V15H69ZM155 12H156V11H155ZM160 12H162V10H161ZM160 12H159V13H160ZM179 12H180V10H179ZM181 12H182V14H185V13L183 12V9L181 10ZM247 12H248V11H247ZM2 13H3V12H2ZM12 13H13V12H12ZM28 13H29V12H28ZM30 13H31V12H30ZM30 13H29V14H30ZM77 13H79V11H77ZM159 13H158V15H159ZM241 13H242V10H241ZM29 14H28V15H29ZM47 14L44 13L43 16L46 17L45 15H47ZM71 14H72V15H71ZM162 14H163V13H162ZM1 15H2V14H1ZM41 15H42V14H41ZM77 15H78V14H77ZM79 15H80L79 17H81V14H79ZM151 15H152V13H151ZM154 15H155V13H154ZM154 15H153V16H154ZM167 15H168V12H167ZM39 16H40V15H39ZM39 16H38V18H39ZM52 16H53V17H52ZM156 16H157V14H156ZM156 16H154V17H156ZM163 16H164V15H163ZM168 16L170 17V15H168ZM171 16H172V15H171ZM199 16H200V15H199ZM244 16H246V14H244ZM41 17H42V16H41ZM55 17H56V18H55ZM73 17H74V18H73ZM154 17H153V18H154ZM160 17L162 18V16H160ZM240 17H241V16H240ZM54 18L57 19V21H55ZM61 18H62V17H61ZM61 18H60V19H61ZM66 18H67V17H66ZM85 18H87V17H85ZM158 18H159V17H158ZM161 18H159V19H161ZM167 18H168V17H167ZM185 18H186V17H185ZM50 19H52V21H51ZM72 19H71V20H72ZM75 19H74L73 21H75ZM77 19H79V18H77ZM77 19H76V20H77ZM150 19H151V18H150ZM187 19H188V18H187ZM187 19H186V21H187ZM205 19H206V18H205ZM240 19H241V18H240ZM41 20H42V18H40V20L38 19V22H41ZM43 20H45V18H44ZM80 20H82V18H80ZM83 20H84V19H83ZM83 20H82V21H83ZM108 20H110V19L108 18ZM151 20H152V19H151ZM161 20H162V19H161ZM166 20H167V19H166ZM171 20H172V19H171ZM197 20H198V19H197ZM199 20H201V19H199ZM50 21H51V22H50ZM78 21H79V20H78ZM153 21H154V20H153ZM156 21H157V20H156ZM162 21H163V20H162ZM189 21H192V20H191V19H188V23H189ZM38 22H37V23H38ZM59 22H60V21H59ZM59 22H58V23H59ZM80 22H81V21H80ZM103 22H104V21H103ZM109 22H110V21H109ZM109 22H108V23H109ZM113 22H114V20H113ZM113 22H112V23H113ZM157 22L159 23V21H157ZM164 22H165V20H164ZM11 23H12V24H11ZM11 23H9V24L7 23V25H8V26L12 25V27L17 26V25H13L14 22H12V20H11ZM37 23H36V25H37ZM82 23H83V22H82ZM105 23H106V22H105ZM180 23H181V22H180ZM207 23H208V22H207ZM234 23H235V21H234ZM15 24H16V23H15ZM18 24H19V23H18ZM38 24H40V23H38ZM56 24H57V23H56ZM56 24H54V25L56 26ZM110 24H111V23H109V25H110ZM155 24L157 25V23H155ZM169 24H170V23H169ZM190 24H191V23H189V25H190ZM193 24H194V20H193V22H192V26H193ZM236 24H237V22H236ZM103 25H104V24H103ZM111 25H112V24H111ZM111 25H110V26H111ZM156 25H155V26H156ZM194 25H195V24H194ZM200 25H201V24H200ZM204 25H205V24H204ZM18 26H19V25H18ZM32 26H33V24H32ZM52 26H53V25H52ZM52 26H50V27H51L50 29H53ZM106 26H108V25H106ZM106 26H105V28H106ZM152 26H153V25H152ZM183 26H184V25H183ZM19 27H20V26H19ZM24 27H25V26H24ZM34 27H35V25H34ZM36 27H37V26H36ZM36 27H35V28H36ZM39 27H40V26H39ZM63 27H64V26H63ZM63 27H62V28H63ZM93 27H94V26H93ZM194 27H195V26H194ZM234 27H235V26H234ZM6 28H7V26H6ZM22 28H23V26L21 27V29H22ZM30 28H31V27H30ZM54 28H55V27H54ZM87 28H88V27H87ZM87 28H86V29L81 28V30L84 29V30H86V31L88 30L87 32H89V29H87ZM95 28H96V27H94L93 30H94ZM217 28H218V27H217ZM232 28H233V27H232ZM232 28H231V30H232ZM25 29H26V28H25ZM32 29H33V28H32ZM90 29H91V27H90ZM220 29H221V28H220ZM222 29H223V28H222ZM28 30H29V29H28ZM38 30L40 31V29H38ZM55 30H56V28H55ZM55 30H54V29L51 30V33H52L51 35H50V32H49L48 35H49L51 38H52L53 33H55V32H56L55 34L58 33V31H57L58 29H57L56 31H55ZM231 30H230V31H231ZM23 31H24V30H23ZM54 31H55V32H54ZM86 31H84V32H83V31H81V32H80V31H77L78 33H74V34H73L74 39H73L72 36H71V37H70V40H75L76 37H77L78 40L81 39V38H78L79 35H81V37H83V35L86 33ZM94 31H96V32H94ZM94 31L91 30V32H89V34L87 33V34H85V35H90L91 33H92L91 35H94L93 33L96 34V33H97V29H95ZM106 31H107V30H106ZM193 31H194V29H193ZM220 31H221V30H220ZM4 32H5V26H3L2 24H0V47H2V46H4V45H6V44L9 43L8 38L6 37V33H4ZM29 32H31V31H29ZM33 32H35L33 35H36V36H37L38 33H39V35H41V34H40L41 31H40V32H38V31H32L31 33H33ZM36 32H38V33H36ZM79 32H80V33H79ZM82 32H83V35L81 34ZM158 32H159V31H158ZM189 32H190V31H189ZM27 33H28V32H27ZM98 33H99V32H98ZM107 33H109V32L107 31L105 34H107ZM221 33H222V32H221ZM55 34H54V35H55ZM75 34H77L76 37L74 36ZM189 34H190V33H189ZM189 34H187V35H189ZM223 34H224V33H223ZM223 34H222V35H223ZM54 35H53L54 40L51 39L50 37H47V38H49V40H51L52 42H53V41L55 42V40L57 39L58 41L56 40L57 42H55V44H58V45H59V42H60L59 40L61 39V40L63 41L64 38L62 39V38L60 37V39H58L59 36H57V35L54 36ZM85 35H84V36H85ZM109 35H110V34H109ZM190 35H191V34H190ZM197 35H198V34H197ZM224 35H225V34H224ZM224 35H223V36H224ZM36 36H35V37H36ZM107 36H108V35H107ZM181 36H182V35H181ZM181 36H178V38H176V39L179 40V37H181ZM223 36H222V37H223ZM228 36H229V35H228ZM228 36L225 35V37H223V38H224V39H227ZM33 37H34V36H33ZM56 37H57V38H56ZM182 37L184 38V36H182ZM182 37H181V38H182ZM199 37H200V36H199ZM220 37H221V36H220ZM37 38H38V37H37ZM39 38H40V37H39ZM39 38H38V39H39ZM47 38H46V39H47ZM55 38H56V39H55ZM92 38H93V37H92ZM109 38H110V37H109ZM190 38H191V36H190ZM190 38H189V39H190ZM231 38H233V37H231ZM35 39H36V38H35ZM41 39H42V38H41ZM44 39H45V38H44ZM101 39H102V38H101ZM111 39H112V36H111ZM228 39H229V38H228ZM233 39H234V38H233ZM64 40L66 41V38H65ZM67 40H68V39H67ZM70 40L68 41L69 43L72 42V41H70ZM182 40H183V39H182ZM234 40L236 41V39H234ZM37 41H38V40H37ZM42 41H43V40H42ZM62 41H61V43H62ZM65 41H64V42H65ZM107 41H108V40H107ZM112 41H113V40H112ZM114 41H115V40H114ZM114 41H113V42H114ZM231 41H232V39H231ZM17 42H18V41H16V43H17ZM44 42H45V41H44ZM44 42H43V44H46V43H44ZM48 42H49V41H48ZM52 42H49V43H50V46H49L48 43H47L46 45H43V46L40 45V46H39L40 43L37 42V43H35V44H36V45L38 44V45L35 46V47L38 48V49H40V48L42 47L41 49L43 50L44 46L51 47V45L54 43V42H53V43H52ZM68 42L66 41V42L63 43V44L60 43L61 45H60L58 48H56V49H58L59 52L56 51V49H55V51L52 50L53 52L51 51L50 54L52 55V54H55L56 52H58L59 55H60V50H59V48H60V49L64 48V46H66V45H64V44L69 45ZM75 42H76V41H75ZM81 42H82V41H81ZM108 42L110 43V41H108ZM115 42H116V41H115ZM178 42H180V41H178ZM19 43H20V42H19ZM41 43H42V42H41ZM102 43H103V42H102ZM102 43H100L99 41H96V40H91V39H90V40H87V39H86V40H84V41L80 44V47H79L78 50H77V53L79 54V58L81 59V61L84 62V63H87V64H88L87 66H89V71H90L89 74H91V73H93V74H97V73H99L101 70L104 71V69H105V68H104V58H103V56H104L103 53L105 52V51H104L105 49H104V50L101 49L102 47H101L100 44H102ZM104 43H105V40H104ZM104 43H103V44H104ZM173 43H174V42H173ZM180 43H181V42H180ZM187 43H188V42H187ZM187 43H186V44H187ZM228 43H229V42H228ZM232 43H233V42H232ZM235 43H236V42H235ZM22 44H23V43H22ZM113 44H114V43H113ZM149 44H150V43H149ZM154 44H155V43H152L151 45H148V46H152V47H154V46H153ZM156 44H158V43H156ZM163 44H164V43H163ZM184 44H185V43H184ZM236 44H237V43H236ZM58 45H57V46H58ZM71 45H72V43H71ZM77 45H78V44H77ZM104 45H105V48H106V44H104ZM110 45H111V44H110ZM160 45H161V44H160ZM175 45L177 46V44H175ZM187 45H188V44H187ZM189 45H190V42H189ZM189 45H188V49H189ZM226 45H227V44H226ZM226 45H225V46H226ZM239 45H240V44H239ZM243 45H244V44H243ZM247 45H248V43H247ZM23 46H24V44H23ZM52 46H54V44H53ZM55 46H56V45H55ZM61 46H62V48H61ZM102 46H103V45H102ZM116 46H117V45H116ZM145 46H146V45H145ZM145 46H144V47H145ZM163 46H166V45H161L160 47L162 48ZM176 46H175V47H176ZM180 46H181V45H180ZM241 46H242V45H241ZM241 46H240V47H241ZM252 46H254V45H252ZM35 47H34V48H35ZM48 47H46V48H48ZM113 47H114V46H113ZM134 47H135V46H134ZM160 47H156V48L159 49ZM182 47H183V46H182ZM184 47H185V46H184ZM184 47H183L182 49H184ZM186 47H187V46H186ZM191 47H192V46H191ZM206 47H207V46H204V48H206ZM227 47H228V46H227ZM249 47H250V44H249ZM21 48H22V47H21ZM46 48H44V49H46ZM52 48H53V47H52ZM107 48H108V47H107ZM148 48H149V47H148ZM177 48H180V47H177ZM230 48H231V47H228V50H229ZM244 48H246V47H242V49H244ZM254 48H255V47H253V49H254ZM64 49H65V48H64ZM191 49H192V48H191ZM206 49H208V48H206ZM211 49H212V48H211ZM246 49L249 50V53H248V55H249L250 52H251L252 50H251V49H248V48H246ZM19 50H20V49H19ZM36 50H37V49H36ZM36 50H35V51H36ZM179 50H180V49H179ZM189 50H190V49H189ZM203 50H205V49H203ZM209 50H210V49H208V52H207V53H209ZM225 50H226V49H225ZM250 50H251V51H250ZM1 51H2V50H1ZM44 51H45V50H44ZM46 51H47V49H46ZM46 51H45V54H46ZM106 51H107V50H106ZM154 51H156V50L154 49ZM186 51H187V50H184L183 52H186ZM191 51H193V50H191ZM229 51L233 52V51H232V48H231ZM241 51L244 52L243 50H239L238 53H237V54H239V56H240V52H241ZM37 52H38V51H37ZM48 52H49V51H47V54H48ZM54 52H55V53H54ZM107 52H109V51H107ZM107 52H105V54H106ZM129 52H130V51H129ZM178 52H179V51H178ZM181 52H182V50H181ZM183 52H182V55H183V57H184L185 54H183ZM203 52H204V51H203ZM242 52H241V54H243ZM3 53H4V51L2 52V54H3ZM109 53H110V52H109ZM158 53H159V52H158ZM171 53H172L171 55H173V52H171ZM191 53L196 55V53H193V52H191ZM207 53H206V54H207ZM212 53H213V51H212ZM216 53H217V52H216ZM216 53H215V54H216ZM218 53H219V52H218ZM235 53H236V52H233V53H231V54L234 55ZM4 54H5V53H4ZM50 54L47 55V58L44 57V58L46 59V60H44L45 62H47V61L49 60V59H48V56H50ZM107 54H108V53H107ZM228 54H229V53H228ZM231 54H230V55H231ZM244 54H246V53H244ZM244 54H243V55H244ZM55 55H56V56H55ZM55 55H54V56H55L56 58H58V57H57L58 54L56 53ZM146 55H147V54H146ZM171 55H170V57H172ZM233 55H232V56H233ZM250 55H252V53H251ZM30 56H31V55H30ZM33 56H34V55H33ZM105 56H106V55H105ZM105 56H104V57H105ZM124 56H125V55H124ZM143 56H144V55H143ZM152 56H153V57L155 56V58H156V57H160L161 55L159 56V55H156V53H155V54L152 55ZM152 56H151V57H152ZM187 56H189L188 53H187ZM187 56H185V57H187ZM220 56H221V54H220ZM220 56L218 55V57H220ZM232 56H231V57H232ZM239 56H238V57H239ZM241 56H242V55H241ZM16 57H17V56H16ZM35 57H36V56H35ZM55 57H54V58H55ZM59 57H60V56H59ZM108 57L110 58V57H112V56L109 55ZM114 57H115V56H114ZM130 57H131V56H130ZM132 57L135 58V56H132ZM136 57H138V56H136ZM174 57H175V56H174ZM190 57H191V56H190ZM192 57H193V56H192ZM207 57H208V56H207ZM228 57L230 58V56H228ZM235 57H236V55H235ZM246 57H248V61L252 58V56H251L250 59H249V56H246ZM17 58H18V57H17ZM29 58H30V57H29ZM54 58L52 57V60H51V58H50V60H49L48 63L50 64L51 61L54 62V61L56 60V59H54ZM64 58H65V57H64ZM105 58H106V57H105ZM139 58H140V57H139ZM160 58H161V57H160ZM194 58H195V57H194ZM205 58H206V57H205ZM221 58H222V57H221ZM233 58H234V56H233ZM233 58H232V59H233ZM236 58H237V57H236ZM236 58H235V61L237 60ZM114 59H115V58H114ZM118 59H119V58H118ZM136 59H137V58H136ZM140 59H141V58H140ZM198 59L201 60L200 58H198ZM218 59H220V58H218ZM38 60H39V57H38ZM58 60H59V59H58ZM112 60H113V59H112ZM122 60H123V59H122ZM137 60H138V59H137ZM161 60H162V59H161ZM174 60H175V58H174ZM192 60H193V59H192ZM196 60H197V59H196ZM196 60H195V61H196ZM204 60H206V59H204ZM223 60H224V59H223ZM233 60H234V59H233ZM233 60H231V63H232ZM242 60H243V59H242ZM252 60H253V59H252ZM36 61H37V60H36ZM70 61H71V59H70ZM107 61H109L108 58H107ZM187 61H188V65H189V60H187ZM206 61H207V60H206ZM216 61L218 62L219 60H216ZM220 61H221V60H220ZM41 62H42V61H41ZM59 62H60V61H59ZM71 62H72V61H71ZM115 62L117 63L118 61L115 60ZM122 62H123V61H122ZM124 62H125V61H124ZM124 62H123V63H124ZM138 62H139V61H138ZM142 62H143V61H142ZM152 62H153V60H152ZM152 62H151V63H152ZM155 62H156V61H155ZM158 62H161V61L159 60ZM162 62H163V60H162ZM193 62H194V61H193ZM203 62H204V61H203ZM228 62H229V60H228ZM238 62H240V61L238 60ZM238 62H237V63H238ZM242 62H243V61H242ZM246 62H247V61H246ZM111 63H112V62H111ZM116 63H115V64H116ZM127 63H128V62H127ZM132 63H133V61H132ZM186 63H187V62H186ZM195 63H196V62H195ZM198 63H199V62H198ZM214 63H216V62H214ZM240 63H241V62H240ZM60 64H61V63H60ZM112 64L115 65L114 63H112ZM119 64H120V63H118V65H119ZM152 64H154V63H152ZM160 64H161V63H160ZM201 64H202V63H201ZM206 64H207V63H206ZM216 64H217V63H216ZM218 64H219V62H218ZM221 64H222V63H221ZM233 64H235L236 66L239 65L238 68L240 67V64H236V62H234V61H233L232 65H233ZM241 64H242V63H241ZM261 64H262V63H261ZM261 64H258V65H257V64H256V65L254 64V65L260 67ZM116 65H117V64H116ZM120 65H121V64H120ZM125 65H126V64H125ZM130 65H131V64H130ZM142 65H143V64H142ZM146 65H147V64H146ZM155 65H156V64H155ZM161 65H162V64H161ZM190 65H191V64H190ZM193 65H194V64H193ZM203 65H204V64H203ZM242 65H243V64H242ZM263 65H264V63H263ZM263 65H261V66H263ZM52 66H54V63H52ZM52 66L50 65V67H52ZM105 66H106V65H105ZM126 66H127V65H126ZM153 66H154V65H153ZM177 66H178V65H177ZM221 66H222V65H221ZM230 66H231V65H230ZM244 66L247 67L246 64H244ZM244 66H243V68L241 67L243 70H241V68H240L241 73H243V74H242V79L248 77L249 80H248V78H246V79L248 80V83H250L253 79L255 80L256 77L253 78V76L250 75V73L248 72V69H246V67H244ZM252 66H253V65H252ZM54 67H55V68H54ZM54 67L51 68V69H53V68L55 69V70L53 69L52 72H59L58 67H56V66H54ZM116 67H117V66H115V67L113 66V68H116ZM119 67H120V66H119ZM119 67H118V68H119ZM134 67H135V66H134ZM138 67H139V66H138ZM138 67H137V69H138ZM149 67H150V66H149ZM151 67H152V66H151ZM204 67H205V66H204ZM217 67H218V66H217ZM224 67H225V66H224ZM224 67H223V68H224ZM83 68H84V67H83ZM109 68H110V66H109ZM139 68H140V67H139ZM159 68H160V67H159ZM207 68H208V67H207ZM221 68H222V67H221ZM223 68H222V69H223ZM238 68H237V69H238ZM56 69H57V70H56ZM85 69H86V67H85ZM107 69H108V67H107ZM153 69H154V70H153V74H156V73H157V71H155L156 68L153 67ZM187 69H188V68H187ZM208 69H209V68H208ZM218 69H219V68H217V70H218ZM234 69H235V68H234ZM237 69H235V70H237ZM105 70H106V69H105ZM118 70H119V69H118ZM121 70H122V69H121ZM127 70H128V68H127ZM196 70H200V69H197V68H196ZM202 70H203V69H202ZM209 70H211V69H209ZM217 70L215 69L214 71H217ZM219 70H220V69H219ZM219 70L217 71V73L219 72ZM244 70H247V74L244 73V72H246V71H244ZM85 71H87V70H85ZM115 71H116V70H115ZM129 71H130V70H129ZM129 71H128V72H129ZM154 71H155V72H154ZM158 71H159V70H158ZM178 71H179L180 73H183V75H185L184 72H181L182 70L180 71V69H179ZM207 71H208V70H207ZM220 71L223 72V70H220ZM243 71H244V72H243ZM105 72H106V75H107V71H105ZM117 72H118V71H117ZM119 72H120V71H119ZM140 72H141V71H140ZM145 72H147V71H145ZM149 72H150V71H148V74H149V75L147 74L146 76H150V74H152V71H151V73H149ZM201 72H202V71H201ZM208 72H209V71H208ZM222 72H221V74H222ZM227 72L229 73V71H227ZM102 73H103L104 75L102 74L101 76H102V77H105V73H104V72H102ZM113 73H114V70H113ZM126 73H127V71H126ZM177 73H178V72H176V74H177ZM185 73H186V72H185ZM202 73H203V72H202ZM206 73H207V72H206ZM206 73L204 72L202 75H204V74H206ZM217 73L215 72V76H217V75H216ZM223 73H225V70H224ZM239 73H240V72H239ZM248 73H249V76H248ZM54 74H56V73H54ZM54 74H53V75H54ZM120 74H121V73H119V75H120ZM123 74H124V73H122L121 76H122ZM141 74H142V73H141ZM153 74H152V75H153ZM157 74H158V73H157ZM186 74L189 75L188 73H186ZM195 74H197V71H195ZM207 74H209V73H207ZM207 74H206V76H207ZM213 74H214V72H213ZM225 74H226V73H225ZM109 75H110V74H108V76H107L108 78H110ZM112 75H113V74H112ZM124 75H125V74H124ZM130 75H131V74H130ZM136 75H137V73H136ZM143 75H144V73H143ZM180 75H181V74H180ZM191 75H192V73H191ZM227 75H230V74H227ZM243 75H246V76L243 77ZM128 76H129V75H128ZM128 76H127V80H128ZM154 76H155V75H154ZM198 76H199V74H198ZM198 76H197V78H199ZM200 76H201V75H200ZM204 76H205V75H204ZM206 76H205V77H206ZM218 76H220V75L218 74ZM240 76H241V74H240ZM102 77H101V78H102ZM131 77L134 78L133 75H132ZM150 77H151V76H150ZM184 77H185V76H184ZM184 77H183V78H184ZM190 77H191V76H190ZM190 77L188 76V79H192V78H190ZM209 77L212 78V77H214V76L212 75V77H211V76L209 75ZM229 77H230V76H229ZM250 77H252L253 79L251 78L252 80H250ZM257 77H258V76H257ZM123 78H125V77L123 76ZM157 78H158V76H157ZM157 78H156V79H157ZM180 78L182 79V76H181ZM201 78H202V76H201ZM201 78H199V79H201ZM203 78H204V77H203ZM203 78H202V79H203ZM206 78H208V76H207ZM227 78H228V76H227ZM235 78H237V76H236ZM240 78H241V77H240ZM86 79H87V78H85V81H87V82H86V85L89 83L88 80H89V81L91 80V82H92V81L94 82V79H88V80H86ZM95 79H96V78H95ZM176 79H177V77H176ZM194 79H195V78H194ZM194 79H192L193 82H191V80H190V82L192 83L193 86H194V84L196 83L197 86L195 85V86L193 87V86L189 83V87H193V88H195L196 90L193 89V88H192L193 90H191V88H190V92H191V91H197V92H198V90H197V87H198L200 93H199V92H198V93H195V94H197V95H196L197 97H198L199 94H201V93H202L201 96H203V98H204V97L208 98L209 96H211V95H209V93H208V95H207V92H208L209 88L212 89V88L214 87V85H213V87H212V86H211V87H210V86L207 87V86H205V84L202 83V81H201L202 79H201V80L199 81L200 85H204V86H203V87H204V90H205L206 88H208V89L205 90L206 93L204 92V94H203V92L200 91V89L203 90V88H201V86H200V85L198 84V82H197L199 79H198V80L195 79L196 81H195ZM204 79H205V78H204ZM208 79H209V78H208ZM231 79L234 81V77H233V76L231 77ZM231 79H229V80H231ZM237 79H238V78H237ZM246 79H244L243 82L246 81ZM258 79H259V78H258ZM258 79H257V80H258ZM67 80H68V79H67ZM83 80H84V77H83L82 80H81L82 83H84ZM127 80H126V81H127ZM210 80H211V79H210ZM217 80H218V79H217ZM238 80H239V79H238ZM254 80H253V81H254ZM2 81H3V80H2ZM12 81H13V80H12ZM102 81H103V80H102ZM102 81H101V82L99 81V82L102 83ZM108 81H109V79H108ZM123 81L126 83V81L122 79V82H123ZM211 81H215V78H213ZM233 81H229V82H232V83H233ZM253 81H252V82H253ZM260 81H262V80H260ZM122 82H120V85H121ZM124 82H123V84H125ZM180 82H181V81H180ZM188 82H189V81H187V82L185 83L186 86H187ZM194 82H195V83H194ZM234 82H236V80H235ZM254 82H256V81H254ZM17 83H19V82H17ZM17 83H16V84H17ZM53 83H55V82H53ZM79 83H80V81H79ZM82 83H81V84H82ZM116 83H117V82H116ZM134 83H135V82H134ZM134 83H133V84H134ZM213 83L215 84V82H213ZM226 83H228V82H226ZM236 83H239V81L236 82ZM248 83L246 82V85H247ZM20 84H21V83H20ZM111 84H112V83H111ZM181 84H182V83H181ZM233 84H234V85H233ZM233 84H232L233 87H232L231 85H229V84H228V85L226 84V85L224 86L225 88H223V89H224V91H226L227 96H229V95H230V96H233V95H234V96L231 97V98H230V96H229V99H230L229 101H232V100H233V102H235L234 99H237V100H238V97H239V96H238V97L236 98L235 94H236V92H237V90H238V87H239L238 85H240L241 83H239L238 85L236 84L238 87H234V86H235V83H233ZM263 84H264V80H263ZM84 85H85V84H84ZM117 85H118V84H117ZM120 85H119V87H120ZM182 85H183V84H182ZM182 85H181V86H182ZM210 85H211V84H210ZM219 85H220V84H219ZM250 85H251V83H250L249 85H247V86L250 87ZM260 85H262V82H261ZM260 85H259V86H260ZM11 86H12V84H11ZM115 86H116V85H115ZM133 86H134V85H133ZM167 86H168V85H167ZM167 86H166V91H165V92L168 93V94H170L169 96H170L171 98H173V95H174L175 98L173 99V101L176 100V102H178V101H177L178 99H179V101L182 100L181 97H182L183 94H184V95H183V98L185 97L184 100H186L187 98H188L189 100H191V99H190L191 97H189V95H191V94H190L189 92H188L189 94H188V93L185 94V93H184V90H183V93H181V92H182V88H181L180 86H179V87L181 88V90L179 89V90H180V93L178 92V93H179V96L177 95V93H176V94H175L174 92H173V93H170L172 90L169 89V91H168ZM221 86H222V83H221ZM226 86H228V87L230 86L229 89H228V91H230L231 94H232V91H231V90H233V88H234V89L236 88L237 90H236V91L234 90V91H235V92H234L235 94L231 95L229 92L227 93V90H225V89L228 88V87H226ZM240 86H241V85H240ZM247 86H244V87H247ZM9 87H10V86H9ZM9 87H8V88H9ZM12 87H13V86H12ZM119 87H118V88H119ZM121 87H122V86H121ZM205 87H206V88H205ZM231 87H232V89H231ZM249 87L244 88V89H246V91H248V88H249ZM254 87H256V86H254ZM263 87H264V85H263ZM16 88H17V87H16ZM134 88H135V87H134ZM138 88H139V87H138ZM162 88L164 89V86H163ZM169 88H170V86H169ZM187 88H188V87H187ZM242 88H243V85H242ZM250 88H251V87H250ZM10 89H11V88H10ZM120 89H121V88H120ZM171 89H172V88H171ZM211 89H210V91L212 92ZM218 89H219V88H218ZM221 89H222V88H221ZM223 89H222V90L219 89V90L222 92V93H221L222 96L225 95V94H223ZM244 89H243V90H244ZM261 89H262V88H261ZM263 89H264V88H263ZM0 90H1V89H0ZM72 90H73V89H72ZM72 90H71V91H72ZM137 90H139V89H137ZM177 90H178V89H177ZM179 90H178V91H179ZM215 90H217V89H216V86H215ZM240 90H241V92L243 93L241 87H240ZM240 90H239V92H240ZM2 91H3V90H2ZM4 91H5V90H4ZM4 91H3V92H4ZM91 91H92V90H90V92H91ZM126 91H127V90H126ZM130 91H131V90H130ZM217 91H218V90H217ZM252 91H254V90H252ZM259 91H260V93H259ZM259 91H257L258 93L256 94V93H255L256 90H255V92H254L255 95H254L253 92H251V89H250V90L247 92V93L249 94V96H247V99H249L250 101H252V103H253V100L256 99V100H254V102H255V101L257 102V99L259 100V99L262 98L261 96H260L261 98H259V97H257V96H259V94L262 95L264 90H263V91H262V90H259ZM261 91H262V93H261ZM0 92H1V91H0ZM73 92H74V91H72V93H73ZM88 92H89V91H88ZM93 92H94V91H93ZM218 92H219V91H218ZM218 92H217V94H218ZM193 93H194V92H193ZM237 93H238V92H237ZM250 93H252L253 95L250 94ZM127 94H129V92H128ZM181 94H182V95H181ZM210 94H211V93H210ZM212 94H214V91L212 92ZM219 94H220V92H219ZM248 94H246V95H248ZM84 95H86V96L88 95L87 97H88L89 99H90V97L92 96V95H90V97H89V94H84ZM118 95H119V94L116 92V90H115L114 87H112L111 85L107 86V87L103 90V92H102V94H101V98L99 99V102H98V105H99L98 108H99L100 113L103 114V115H105V114H115V115H119V116H122V117H129V118H133V119L136 118V115H137V114H136V103H135V101L133 100V99H134V97H133L134 94L131 95L130 97H124V95H121V96H118ZM129 95H130V94H129ZM129 95H128V96H129ZM175 95H176V96H175ZM205 95H207V96H205ZM221 95H219V97H221ZM236 95H237V94H236ZM246 95H244V97H243V99H242L243 101H244V100L248 101V100L246 99ZM11 96H13V95H11ZM39 96H40V95H39ZM82 96H83V95H82ZM94 96H97V95H93L92 97H94ZM177 96H178V97H177ZM191 96H192V95H191ZM196 96H194V97L196 98ZM213 96H214V95H213ZM213 96H212V98H213ZM217 96H218V95H217ZM83 97H84V96H83ZM83 97H82V98H83ZM92 97H91V98H92ZM164 97H165V96H164ZM199 97H200V96H199ZM214 97H215V96H214ZM225 97H226V96H224V97H222V98H225ZM234 97H235V98H234ZM9 98H10V97H9ZM19 98H20V97H19ZM85 98H86V97H85ZM117 98H118V99H117ZM167 98H169V97H167ZM176 98H177V99H176ZM180 98H181V99H180ZM203 98H202V97L200 98V99H201V102H202L203 104H202L200 101H199V102L201 103V104H200L201 106H204V107H205V106H206V105H205V102L208 101V99L202 101ZM206 98H204V99H206ZM210 98H211V97H210ZM212 98H211V100H212ZM232 98H233V99H232ZM241 98H242V97H241ZM11 99H12V98H11ZM94 99H95V98H94ZM226 99H227V98H226ZM12 100H13V99H12ZM192 100H193V99H192ZM214 100L216 101V97H215V99L213 98L212 101H214ZM220 100H221V99H220ZM220 100H219V101L217 100V102L220 103V102H221ZM237 100H236V103H234V104H231V103H233V102H230V103L228 102V105L231 104V106H232V105L234 106L235 104H237V106H238ZM263 100H264V99H263ZM74 101H75V100H74ZM154 101H155V100H154ZM156 101H157V100H156ZM186 101H187V100H186ZM209 101H210V100H209ZM224 101H225V100H224ZM238 101H241V99L238 100ZM243 101H242V102H243ZM246 101H244V102H246ZM250 101H249V103L247 102L246 105H248V104H251V105H252V103H251ZM158 102H159V101H158ZM163 102H164V101H163ZM163 102H161V103H163ZM174 102H175V101H174ZM184 102H185V101H184ZM184 102H182V103H184ZM188 102H189V101H188ZM188 102H187V104H184V107H185L186 109L188 108V109H187V110H188V113H187V114H189V111H190L189 107L191 106V105H189V107H188V104L190 103V102H189V103H188ZM217 102H216V103H217ZM244 102H243V103H244ZM256 102H255V104L253 103L254 105H252V107L255 106V105L258 103V102H257V103H256ZM12 103H13V101H12ZM164 103H166V101H165ZM164 103H163V104H164ZM179 103H181V101H180ZM185 103H186V102H185ZM191 103H192V101H191ZM191 103H190V104H191ZM196 103H197V102H196ZM218 103H217V104H218ZM192 104H193V103H192ZM194 104H195V103H194ZM197 104H198V107H199V103H197ZM211 104H212V102H211ZM0 105H1V104H0ZM59 105H60V104H59ZM165 105H166V104H165ZM176 105H177V104H176ZM176 105H175V106H176ZM182 105H183V104H182ZM185 105H186L187 107H186ZM214 105H215V104H214ZM214 105H213V106H214ZM222 105H224V104H222ZM226 105H227V103H226ZM251 105H250V106H251ZM259 105H260V104H259ZM262 105H263V104H262ZM262 105H260V107H261ZM169 106H171V105H169ZM196 106H197V105H196ZM213 106H212V108H213L214 111L211 110V109H212V108H211V105H210V107H209V102H208V109L210 108L209 111L211 112L210 115H209V113L207 112V111H208L207 108H205L207 111H206L205 109H203V108H202V109H203L202 111H204V110L206 111V114H208V118H209V119H210V117L214 116V114H217V115H215L216 118H215V117H213V118H215V120H217V121H215L216 123L220 124V123L222 122V119H223V118L227 119V118L225 117V115H228L229 112H228V114H227V112H226V108H225V111L223 110L222 112H220V111H221L222 109H224V108H222V109L220 108V110L217 109V110L219 111V112H218L217 110L214 109ZM219 106H220V105H219ZM240 106H241V104H240ZM250 106H249V107H250ZM1 107H2V106H1ZM167 107H168V105H167ZM181 107H182V106H181ZM198 107H197L198 112H200V114H202L201 111H200L201 108H198ZM226 107H227V106H226ZM229 107H230V106H229ZM249 107L247 106V110H248V112H249ZM255 107H256V109L259 108L258 106H255ZM262 107H263V106H262ZM2 108L4 109V106H3ZM53 108L55 109V107H53ZM53 108H51V109H53ZM56 108H57V107H56ZM174 108H175V107H174ZM174 108H173V109H174ZM182 108H183V107H182ZM185 108H184V110L187 111ZM190 108H191V107H190ZM194 108L196 109L195 106H194ZM217 108H218V107H217ZM234 108L236 109L235 106H234ZM238 108H239V107H238ZM250 108H251V107H250ZM5 109H7V108L5 107ZM5 109H4V110H5ZM40 109H41V108H40ZM47 109H48V108H47ZM51 109H50V110L48 109L47 111L45 110V114H46V112H48V111H49V112L52 111ZM54 109H53V110H54ZM168 109L171 110V107H170V108H167L166 110H168ZM195 109H194V110H195ZM197 109H196V110H197ZM240 109H241V107H240ZM4 110H3V111H4ZM60 110H61V109H60ZM163 110H165V109H163ZM194 110H192V112H193ZM228 110H229V109H228ZM228 110H227V111H228ZM233 110H234V109H233ZM238 110H239V109H238ZM238 110H237V111H238ZM247 110H243V111H246V113H248ZM250 110H251V109H250ZM253 110H254V111H257V110H255L254 107L252 108V111H253ZM259 110H261V109H259ZM8 111H11V110L8 109ZM8 111H7V112H8ZM38 111H39V110H38ZM41 111H42V110H41ZM54 111H55V110H54ZM56 111H57V110H56ZM159 111H160V109H159ZM168 111H169V110H168ZM181 111H183V110H181ZM205 111H204V112H205ZM254 111H253V113H255ZM160 112H161V111H160ZM169 112H170V111H169ZM172 112H174V111H172ZM175 112H176V111H175ZM178 112H179V111H178ZM195 112H196V111H195ZM204 112H203V114H204ZM212 112H215V113L212 114ZM216 112H217V113H216ZM235 112H236V111H235ZM260 112L263 113V111H260ZM4 113H6V110H5ZM8 113H9V112H8ZM53 113H55V112H53ZM68 113H69V112H68ZM71 113H72V112H71ZM158 113H159V112H158ZM167 113H168V112H167ZM196 113H197V112H196ZM218 113H220V114H218ZM224 113H225V114H224ZM238 113L242 114L243 112L238 111ZM238 113H237V114H238ZM250 113H251V112H250ZM258 113H259V112H258ZM148 114H149V113H148ZM159 114H160V113H159ZM163 114H165V113H163ZM183 114H184V112H183ZM200 114H199V115H200ZM203 114H202V115H203ZM211 114H212V116H211ZM222 114H224V117H223ZM231 114H232V113H230L229 115H231ZM234 114H235V113H234ZM255 114H256V113H255ZM46 115H49V114H46ZM52 115H54V114H52ZM154 115H155V114H154ZM173 115H174V113H173ZM191 115H192V113H191ZM194 115H195V114H194ZM204 115H205V114H204ZM204 115H203V117H205ZM246 115H247V114H246ZM251 115H252V114H251ZM251 115H250V116H251ZM260 115H261V114H260ZM8 116H9V114H8ZM49 116H50V115H49ZM49 116H48V117H49ZM161 116H162V115H161ZM185 116H186V115H185ZM209 116H210V117H209ZM241 116H242V115H241ZM250 116H248V117H250ZM253 116H254V115H252L251 119L253 118ZM258 116H259V115H258ZM44 117L46 118V116H44ZM57 117H58V116H57ZM153 117H154V116H153ZM156 117H158V116H156ZM156 117H155V120H157ZM171 117H172V115H171ZM180 117H182V116H180ZM188 117H189V116H188ZM190 117H192V116H190ZM196 117H197V116H196ZM196 117H195V118H196ZM227 117H228V116H227ZM234 117H235V115H234ZM234 117H233V118H234ZM260 117H261V116H260ZM10 118H11V117H10ZM49 118H51V117H49ZM55 118H56V117H55ZM148 118H150V117H148ZM184 118H186V117H184ZM231 118H232V117H231ZM235 118H236V117H235ZM240 118H241V117H240ZM243 118H244V114H243ZM256 118H257V116H256ZM261 118H262V117H261ZM7 119H9V117H8ZM150 119H151V118H150ZM175 119H176V118H175ZM182 119H183V118H182ZM191 119H192V118H191ZM198 119H199V118H198ZM238 119H239V115H238ZM246 119H247V118H246ZM248 119H249V118H248ZM10 120H11V119H10ZM169 120H172V119L170 118ZM185 120H186V119H185ZM200 120H202V118H201ZM207 120H208V119H207ZM210 120H211L212 123H213V119H210ZM260 120H261V119H260ZM5 121H6V120H5ZM5 121H4V122H5ZM48 121L50 122V120H48ZM161 121H162V120H161ZM179 121H180V120H179ZM181 121H182V120H181ZM187 121H188V120H187ZM189 121H190V119H189ZM189 121H188V124H189ZM202 121H205V120H202ZM211 121H210V122H211ZM228 121H229V118H228ZM236 121H237V120H236ZM4 122H3V123H4ZM10 122H12V121H9V120L6 121L7 124H10V125H11ZM153 122H154V121H153ZM153 122H152V121H151V122H148V124H149V123H152V124H153V127H151V126L149 127V125H151V124H149V125H148V128H149V129H148V128H147V129H144L145 127L143 128L145 131H149V132H150V133L148 132L149 135H147L148 133L146 132V135H147V137H149L150 135H151L150 137H153V139L151 138V141H153V140L156 139L157 133L159 132V131L154 130V129H156V127H155L156 125H154V123L156 124V122H154V123H153ZM175 122H176V123H173V122H171V123H173V124H177V121H175ZM183 122H184V121H183ZM208 122H209V121H208ZM215 122H214V123H215ZM223 122H224V121H223ZM225 122H226V121H225ZM225 122H224V123H225ZM230 122H231V120H230ZM240 122H241V121H240ZM249 122H253V121H249ZM84 123H86V122H84ZM178 123H179V122H178ZM181 123H182V122H180V124H181ZM184 123H185V122H184ZM184 123H183V125L185 126L186 123H185V124H184ZM192 123H194V122H192ZM206 123H207V122H206ZM212 123H210L211 125L207 123L208 128H209V125H210V126L213 125ZM224 123H222V125H223ZM232 123H233V122H232ZM237 123H238V122H237ZM246 123H248V122H246ZM254 123H256V122H254ZM254 123L252 124L253 126L255 125ZM4 124H5V123H4ZM233 124H234V123H233ZM235 124H236V123H235ZM250 124H251V123H249L248 125H250ZM12 125H13V123H12ZM20 125H21V124H20ZM20 125L17 124V127L20 126ZM171 125H172V124H171ZM183 125H182V126H183ZM196 125H197V124H196ZM198 125H200V126H201V125H204V127L206 126V124H204V123H202V124L199 123ZM238 125H239V124H237V126H238ZM252 125H251V129L253 128ZM2 126H5V125H2ZM22 126H23V125H22ZM102 126H103V125H102ZM173 126H174V125H173ZM193 126L195 127L194 124L192 125V127H193ZM213 126H214V125H213ZM213 126H212V127H213ZM226 126H227V124H226V125L224 124V127H226ZM234 126H235V125H234ZM15 127H16V126H15ZM15 127H14V128H15ZM179 127H180V126H179ZM188 127H189V128H187V127L185 128V127H184V129H181V128H178V129H179L180 131L183 130L182 132H184V133H186V131H187V133H186L185 135H188L189 129L191 128L189 125H188ZM198 127H199V126H198ZM212 127H211V128H212ZM214 127H216V126H214ZM239 127H242V125H241V126L239 125ZM249 127H250V126H249ZM255 127H257V126H254V128H255ZM20 128H21V126H20ZM22 128H24V127H22ZM22 128H21V129H22ZM137 128H138V127H137ZM137 128H136V129H137ZM150 128L152 129V132H151V129H150ZM153 128H154V129H153ZM182 128H183V127H182ZM201 128H203V127L201 126ZM201 128H200L199 131L202 132L203 130H202ZM246 128H248V126H246ZM254 128H253L252 130L250 129V132H251L250 134H252V132H254V131H253ZM0 129H1V126H0ZM8 129H9V128L6 127V129H4V130L6 131V130H8ZM17 129H19V128H17ZM21 129H20V131H22ZM141 129H142V128H141ZM195 129H196V128H195ZM198 129H199V128H198ZM203 129H207V128H203ZM209 129H210V128H209ZM241 129H242V128H241ZM4 130H3V131H4ZM23 130H24V129H23ZM117 130H118V129H117ZM176 130H177V129H176ZM184 130H185V131H184ZM223 130H224V129H223ZM223 130H222V133H223ZM225 130H226V131H225V134H222V135H224L225 138L227 137L226 139H228L230 142H232V145L234 144V145L238 146V147L240 148V150H241L240 153H243V152H244V154H247V159L250 158L251 161H258V160H261L259 153H258L257 150L254 148V145L252 144V142H251L249 139L245 138V137H244L242 134H240L239 132H236V131H234V130H232V129H228V127H226ZM236 130L238 131V129H236ZM5 131H4V132H5ZM24 131H26V130H24ZM24 131H23V132H24ZM153 131H154L156 134H154ZM177 131H178V130H177ZM190 131L192 132L193 130L191 129ZM206 131H207V130H206ZM243 131H246V132H247V130H244V128H243ZM140 132H142V130H141ZM140 132H139V133H140ZM175 132H176V131H175ZM182 132H179V133H182ZM191 132H189V133L191 134ZM197 132H198V131H197ZM207 132H208V131H207ZM209 132H210V131H209ZM218 132H219V129H218ZM220 132H221V131H220ZM151 133L153 134V136H152ZM161 133H162V130H160V133H158V137H159V135H160ZM192 133H195V130H194V132H192ZM198 133H199V132H198ZM198 133H196V134L198 135ZM214 133H215V132H214ZM248 133H249V131H248ZM0 134H1V133H0ZM182 134H183V133H182ZM201 134H202V133H200L199 136H201ZM205 134H206V133L202 134V136L204 135V136L206 137ZM2 135H3V134H2ZM4 135H6V133H5ZM134 135H135V134H134ZM154 135H155V136H154ZM177 135H178V134H177ZM191 135H192V134H191ZM216 135H217V133H216ZM219 135H220V134H219ZM252 135H253V134H252ZM117 136H118V135H117ZM188 136H189V135H188ZM207 136H208V137H211L212 135H209V133H208ZM224 136H222V137H224ZM7 137H8V136H7ZM31 137H32V136H31ZM125 137H126V136H125ZM150 137H149V138H150ZM158 137H157V139H158ZM179 137H180V136H179ZM205 137L203 138V140H206ZM208 137H206V138L208 139ZM212 137H213V136H212ZM212 137H211L210 139H213L212 141H213L214 144H212V145H213L214 147H216L215 145H216L217 143L220 144V142H221V143L223 144L222 141H223L224 139H223V140L219 139L221 136H220V137L218 136L219 138H217V137H213V138H212ZM255 137H256V135H255ZM10 138H11V137H10ZM118 138H121V136H120V137L118 136ZM123 138H124V137L122 136V139H123ZM138 138H139V137H138ZM149 138H148V139H149ZM182 138H184V136H183ZM182 138H179V139L182 140ZM197 138H201V137H198V136H197ZM214 138H215V139L217 138L220 142H217V141H216L217 139L215 140ZM11 139H12V141H13L15 138L13 137V138H11ZM32 139H34V138H32ZM32 139H31V141H32ZM60 139H61V138H60ZM116 139H117V138H116ZM126 139H127V138H126ZM130 139H131V138H130ZM157 139H156V140H157ZM159 139H160V138H159ZM159 139H158V140H159ZM185 139H186V137H185ZM201 139H202V138H201ZM226 139H225V140H226ZM262 139H263V138H262ZM160 140H161V139H160ZM15 141H17V139H16ZM34 141H35V139H34ZM37 141H38V140H36L35 143H37ZM137 141H138V139H137ZM149 141H150V140H149ZM161 141H162V140H161ZM199 141H200V143H202L201 140H199ZM199 141H198V142H199ZM147 142H148V141H147ZM164 142H165V141H164ZM183 142H184V141H183ZM190 142H192V141H190ZM193 142H194V140H193ZM193 142H192V143H193ZM205 142H206V141H205ZM205 142H204V143H205ZM31 143H32V142H31ZM157 143H158V141H157ZM188 143H189V142H188ZM188 143H183V145H185V144L187 145ZM194 143H195V142H194ZM209 143H211V142L208 140V144H209ZM215 143H216V144H215ZM224 143H225V142H224ZM159 144H160V143H159ZM159 144H158V146H159ZM178 144H179V143H176L177 146H178ZM218 144H217V146H218ZM45 145H46V144H45ZM170 145H171V144H170ZM172 145H173V144H172ZM174 145H175V144H174ZM176 145H175V146H176ZM186 145H185V146H186ZM189 145H190V143H189ZM202 145H203V144H202ZM212 145H211V147H213ZM62 146H63V145H62ZM175 146H174V147H175ZM179 146H180V145H179ZM187 146H188V145H187ZM207 146H208V145H207ZM169 147H170V146H169ZM180 147H181V146H180ZM204 147H205V145H204ZM209 147H210V146H209ZM211 147H210V149H211ZM234 147H235V146H234ZM34 148H35V147H34ZM34 148H32V149H34ZM39 148H40V147H39ZM126 148H127V147H126ZM126 148H125V149H126ZM132 148H133V147H132ZM163 148H164V151L167 152V151L165 150V147H162V149L160 148V150H162L161 153H164V155H165V152L163 151ZM171 148H172V147H171ZM185 148H186V147H185ZM221 148H222V147H220V148H217V147H216V149H214V148H212V149H213V150H217V149H218L217 151L220 150V153L217 152V154L219 153V155H221V152L224 153V154H226ZM41 149H42V147H41ZM67 149H68V148H67ZM128 149H129V148H128ZM158 149H159V148H158ZM178 149H179V148H178ZM212 149H211V150H212ZM37 150H38V149H37ZM62 150H63V149H62ZM172 150H174V149H172ZM176 150H177V149H175L174 152H175ZM213 150H212V151H213ZM263 150H264V149H263ZM34 151H35V149H34ZM48 151H49V150H48ZM121 151H122V149H121ZM185 151H186V150H185ZM189 151H190V150H189ZM201 151L204 152V149H203V150L201 149ZM201 151H199V152L201 153ZM212 151H211V152H212ZM236 151H239V150H236ZM242 151H243V152H242ZM35 152H36V151H35ZM68 152H69V151H68ZM68 152H67V153H68ZM82 152H83V151H82ZM85 152H86V151H85ZM122 152H123V151H122ZM122 152H121V154H123ZM172 152H173V151L170 150V153H172ZM190 152H191V151H190ZM206 152H207V150H206ZM208 152H209V151H208ZM234 152H235V151H233V154H234ZM260 152H261V151H260ZM36 153H37V152H36ZM36 153H35V154H36ZM39 153H41V152H39ZM43 153H44V152H43ZM48 153H49V152H48ZM168 153H169V152H167L166 155H167V157L169 158V154H168ZM184 153H185V152H184ZM184 153H183V154H184ZM186 153H187V154H192V153H189V152H186ZM195 153H196V152H195ZM231 153H232V151H231ZM231 153H230V154H231ZM46 154H47V153H46ZM196 154H197V153H196ZM209 154H210V153H209ZM213 154H214V153H213ZM224 154H223V155H224ZM233 154H232V155H233ZM43 155H44V154H43ZM48 155H49V154H48ZM48 155H47V156H48ZM65 155H66V154H65ZM162 155H163V154H162ZM164 155L162 156L163 159H164V157H165ZM170 155H171V154H170ZM198 155H200V154L198 153ZM203 155H204V154H203ZM210 155H211V154H210ZM219 155H218V156H219ZM223 155H221V156H223ZM38 156H39V155H38ZM45 156H46V155H45ZM60 156H61V155H60ZM70 156H71V155H70ZM156 156H157V155H156ZM156 156H155V157H156ZM172 156H174V155L172 154ZM201 156H202V154H201ZM206 156H207V153H206ZM206 156H205V157H206ZM1 157H2L3 159H5L9 164L14 165L15 168H17V169L20 171V173H22V174H20V175H17V176L15 175V176H16V178H17V181L20 182V183H22L23 186H26V187H27V186L29 185L28 180L30 181L31 178H32V179H33V178H36V175H37L38 169L34 166V163H33V162L31 161V159H30V153L28 152V148L25 147V145H24L22 142H19V141H18V142H16V143H14L9 149H5V150L2 152ZM1 157H0V158H1ZM39 157H40V156H39ZM51 157H52V156H50V158H51ZM155 157H154V158H155ZM167 157H166V158H167ZM178 157H179V156H178ZM183 157H184V156H183ZM183 157L181 156L182 159L178 158V160H177V158H176L175 161H172V162H170L169 164H167V165L163 168V172H165V173H170V174H174V175H179V176L183 179V184H182L181 187L179 188V190H180L181 193H182V199H183V203H184V211L181 212V213L184 214V215H187V216H190V217H193V218L199 219V220L203 221L204 223H205V222H209V223H211L212 221H214V219H216V214H215V212H214V209H212V207H210V203H209V201H208V198L205 197V196H204V197L202 196V193H201V192H202V188H203V186H205V180L207 181V177H208L209 181L212 180V181H214V182H215V181L218 182L219 180L221 181V179H219V177H220V178H223V177H222V176H218L219 172H218V173H217V172H214V173H211V172H210V173L212 174V176H211V174H209V173H205V172H201V173H203V174H200V175H199V174H196V176H192V170L195 169V165L192 164V162H188V161H186L185 159H183ZM208 157H209V156H208ZM210 157H211V156H210ZM210 157H209V158H210ZM232 157L234 158V156H232ZM47 158H49V157H46L44 160H46ZM58 158H59V157H58ZM58 158H57V159H58ZM65 158H66V157H65ZM154 158H153V159H154ZM215 158H217V156H215ZM236 158H237V161H240V160H238L239 157H236ZM40 159H41V158H40ZM153 159H152V160H153ZM158 159H159V158H158ZM202 159H203V158H202ZM202 159H201V160H202ZM219 159H220V158H219ZM53 160H55V159H53ZM53 160H52V162H53ZM124 160H125V159H124ZM201 160H200V161H201ZM220 160H221V159H220ZM234 160H235V159H234ZM41 161H42V160H41ZM46 161L49 162V160H46ZM55 161H56V160H55ZM126 161H128V160H126ZM235 161H236V160H235ZM57 162H58V161H57ZM57 162H56V164H57ZM89 162H90V161H89ZM168 162H169V161H168ZM193 162H194V161H193ZM42 163H43V162H42ZM44 163H45V162H44ZM58 163H59V162H58ZM60 163H61V162H60ZM60 163H59V164H60ZM143 163H144V162H143ZM219 163H220V162H219ZM225 163H226V162H225ZM48 164H49V163H48ZM56 164L51 163V164H49V165H51V166L54 165V166H55ZM63 164H64V163H63ZM67 164H68V163H66V165H67ZM70 164H71V163H70ZM91 164H92V167H91V168H93V163H91ZM91 164H90V165H91ZM132 164H133V163H132ZM136 164H137V163H136ZM203 164H204V163H203ZM212 164H213V163H212ZM239 164H240V163L238 162V164H236L235 167L237 168V166H239ZM49 165H48V166H49ZM84 165H85V164H84ZM90 165H88V166L90 167ZM134 165H135V164H133L132 166H134ZM142 165H143V164H140V166L137 165V168H138V167H142ZM147 165L149 166V164H147ZM147 165H146V167L144 166L145 168L142 167V170L146 169V168L148 167ZM208 165H209V164H208ZM215 165H216V164H215ZM225 165H226V164H225ZM46 166H47V164H46ZM54 166H53V168H54ZM86 166H87V164H86ZM213 166H214V164H213ZM217 166H218V165H217ZM219 166H220V165H219ZM219 166H218V167H219ZM59 167H60L59 165L55 166L56 170H57ZM135 167H136V166H135ZM149 167H151V166H149ZM203 167H205V164L203 165ZM47 168H49V167H47ZM117 168H118V167H117ZM143 168H144V169H143ZM221 168H222V167H220V169L218 168V169L215 170V171H219V170H220L221 172L227 171V170H226L227 168H226L225 166H224V170H223V168H222V170H221ZM66 169H67V168H66ZM89 169H90V168H89ZM139 169H140V168H139ZM238 169H240V170L237 171L238 173H240V174H242V175H244V176H245V175H248V174L246 173L247 170L249 171L248 168H243V169H246V171L243 170L242 168H238ZM7 170H8V169H6L5 171H6V173H7V172L9 173V174H8V175H9L8 177H10L12 174H11V172H9V171H7ZM49 170H50L49 172H52V171H53V172H55V173L49 175L50 178H49L48 183H49V184L51 183L52 186H53V185L56 186V184H57V182H58V180H59V178H60L59 175H62L65 171H63V173L59 174L60 172H57V173H56V170H53V169H52V171H51V167H50ZM58 170H59V169H58ZM58 170H57V171H58ZM64 170H65V169H64ZM71 170H72V169H71ZM117 170H118V169H117ZM211 170H214V167H211ZM261 170H262V169H261ZM3 171H4V170H3ZM3 171H2V172H3ZM5 171H4V172H5ZM66 171H68V170H66ZM69 171H70V169H69ZM87 171H88V170H87ZM144 171H145V170H144ZM240 171L243 172V173H241ZM0 172H1V171H0ZM46 172H47V171H46ZM46 172H45V173H46ZM49 172H48V173H49ZM61 172H62V171H61ZM115 172H118V171H115ZM259 172H260V171H259ZM12 173H13V172H12ZM85 173H86V172H85ZM88 173H89V172H88ZM216 173H217V174H216ZM2 174H4V173H2ZM57 174H58V180H57V176H56ZM65 174H66V173H65ZM118 174H119V173H118ZM122 174H125V173H122ZM220 174H222V173H220ZM220 174H219V175H220ZM6 175H7V174H6ZM66 175H67V174H66ZM69 175H70V174H69ZM223 175H224V174H223ZM12 176H13V175H12ZM12 176H11V177H12ZM15 176H14V177H15ZM163 176H164V175H163ZM45 177H48V176H46V174H45ZM55 177H56V180H57V181L54 180ZM117 177H118V176H117ZM133 177H134V176H133ZM177 177H178V176H177ZM201 177H202V178H201ZM16 178H15V180H16ZM52 178H53V180H52ZM13 179H14V178H13ZM44 179H45V178H44ZM66 179H67V177H66ZM66 179H65V180H66ZM175 179H176V178H175ZM249 179H250V178H249ZM62 180H63V179H62ZM62 180H61V181H62ZM72 180H73V179H72ZM180 180H181V179H180ZM245 180H247V179H245ZM1 181H2V180L0 179V193L3 192L4 190H7V191H5V192L7 193V192H8V188H6V186H4V185L2 184L3 182H1ZM54 181H56V182H55L56 184L53 183ZM119 181H120V180H119ZM171 181H173V180H171ZM209 181H208V182H209ZM220 181H219V182H220ZM45 182H46V181H45ZM45 182H44V183H45ZM66 182H67V181H66ZM174 182H175V181H174ZM176 182H178V181H176ZM180 182H181V181H180ZM40 183H41V182H40ZM52 183H53V184H52ZM248 183H249V182H248ZM248 183H247V182H246V183L244 182V184H245L246 186L248 185ZM174 184H175V183H174ZM210 184H211V183H210ZM249 184H250V183H249ZM41 185H42V184H41ZM43 185H44V184H43ZM7 186H9V185H7ZM216 186H217V185H216ZM246 186H244V187H246ZM249 186L251 187V185H249ZM9 187H10V186H9ZM41 187H43V186H41ZM225 187H226V186H225ZM228 187H229V185H228ZM244 187H243V188H244ZM250 187H248V188L246 187V188H244V190H242V188H241L240 191L242 190V191H244V192H242V191H241V192L238 191L240 194H237V197H238V196H241V198L243 199L242 201H243V203H244V206L247 205V206H246L247 208L244 209V210H246V211L243 210V211H244V214H243V215H244V217H246V218H244V222H243L242 226L240 227L241 229L238 230V232L240 231L239 234L241 235V237H242V238H245V239H243V240H245V241H243V242H245V243H244V246H245V252H246V254H247V257L242 261V263L244 262V264H257V263L260 264V262H259V260H258L259 257H255V256H257L256 254L261 253V252L259 251L260 249L258 250L259 245L257 246V243H256V241H257L256 239H257V238H256L255 236H257V234H256V231H257V230H258L257 232H260V230L262 231V230H264V228H259L260 230L257 229V223H258V220H257V222H256L255 219H254V217L256 216L257 212H256V214H253V211H252V210L255 209V210H254V213H255V211L258 210V209H257V206H258L257 204H258V203L256 202V201H257V200H256L257 198L254 197V196H251L252 198H251L250 196H249L250 198H249V197L247 198V196H248V191H247V190H248ZM38 188H39V187H38ZM69 188H70V187H69ZM154 188H155V187H154ZM23 189H24V188H23ZM29 189H30V188H28V189H24L25 191L27 190L26 192L23 190L25 193H24V194L22 193L23 195H22V197L20 198L19 202L16 201V200L14 201L12 197H10V199L8 200L6 197L0 195V211H1V212H0V224H2V222H4V221H5V223H6V221H7V223L9 224V225H8V224L6 225L7 227H5L4 224H3V225H0V231H1V229L5 230V231H7V230L9 229V231H10V230L12 229V227H14L13 230L17 229V230H20V231H22V230L24 231L25 229H22V228L20 229L19 227H16L15 224H17V226H18L20 223H22V224H24V225H22V224H21V225H22V226H25V225H26L27 228H26V226H25L24 228L28 229V227L31 226L33 223H35V221L38 222V221L36 220V217H37L36 214H34V212H33V211H30L31 209H29V207H30L31 205L28 206V203H27V202L29 201V200H28L29 198H27V197L30 196V198H32V195H33V194L31 193V192H32V189H30L31 191H28ZM44 189H46L45 186H44ZM157 189H158V188H157ZM226 189H227V187H226ZM226 189H225V190H226ZM10 190H11V189H10ZM10 190H9V193L12 192V191L10 192ZM33 190H34V189H33ZM36 190H37V187H36ZM47 190H50V188L47 189ZM34 191H35V190H34ZM38 191H39V190H38ZM45 191H46V190H45ZM58 191H59V190H58ZM89 191H90V190H89ZM156 191H157V190H156ZM250 191H251V190H250ZM20 192H21V191H20ZM35 192L37 193V191H35ZM47 192H48V191H47ZM47 192H45V193L47 194ZM224 192H225V191H224ZM229 192L231 193V196H232L231 198H234V197L236 196V195L234 194V192H231V191H229ZM30 193H31V195H30ZM33 193H34V192H33ZM38 193H41V192L39 191ZM38 193H37V194H38ZM45 193L43 194V190H42V195H41V194H39V195H41V197H42V196H46ZM52 193H53V192H52ZM243 193H246V194H243ZM19 194H21V193H19ZM157 194H158V193H157ZM35 195H36V194H35ZM47 195H48V194H47ZM85 195H86V194H85ZM48 196H49V195H48ZM83 196H84V195H83ZM86 196H87V195H86ZM17 197H18V196H17ZM17 197L15 196L14 199H19V198H17ZM19 197H20V196H19ZM33 197H34V195H33ZM35 197H36V196H35ZM41 197L39 196V198H41ZM46 197H47V196H46ZM244 197H245V199H244ZM253 197H254V201H253ZM11 198H12V199H11ZM48 198H50V197H48ZM80 198H81V197H80ZM177 198H178V197H177ZM258 198H259V197H258ZM26 199H27V200H26ZM32 199H33V198H32ZM51 199H52V198H51ZM51 199H49V200H51ZM53 199H54V200H57L56 197L53 198ZM76 199H77V198H76ZM82 199H83V198H82ZM82 199H81V203H82ZM85 199H86V198L84 197V200H85ZM160 199H161V198H160ZM180 199H181V197H180ZM180 199H179V201H180ZM182 199H181V200H182ZM239 199H240V198H239ZM260 199H261V198H260ZM262 199H263V198H262ZM42 200H43V202H44L45 198L42 199ZM58 200H59V199H58ZM78 200H79V201H78ZM78 200H77V202H80V199H78ZM34 201H35V200H34ZM37 201H39V200H36V203H38ZM70 201H71V200H70ZM176 201H177V200H176ZM244 201H246L247 203L244 202ZM260 201H261V200H260ZM262 201H263V200H262ZM43 202H42V203H43ZM45 202H46V201H45ZM59 202L61 203V202H63V201H60V200H59ZM254 202H256V203H254ZM54 203H57V204H58V202H56V201H55ZM236 203H237V205H239V204H238L239 202H236ZM43 204H44V203H43ZM47 204H48V203H47ZM62 204H63V203H62ZM138 204H139V203H138ZM158 204H159V202H158ZM35 205H37V206L39 207L40 204H39V205H38V204H35ZM45 205H46V204H45ZM50 205H51V204L49 203V206H50ZM63 205H65V204H63ZM68 205H69V204H68ZM214 205H215V204H214ZM256 205H257V206H256ZM37 206H36V208H38ZM51 206H54V204L51 205ZM56 206H57V205H56ZM59 206H60V205H59ZM71 206H72V205H71ZM141 206H142V204H141ZM148 206H149V205H148ZM240 206H241V205H240ZM60 207H63V206L61 205ZM60 207H59V208H60ZM254 207H255V208H254ZM41 208H42V207H41ZM51 208H52V207H51ZM51 208H50V209H51ZM53 208H54V207H53ZM39 209H40V208H39ZM40 210L43 212V211H46L47 209H44V210L40 209ZM48 210H49V209H48ZM60 210L62 211L63 209L61 208ZM60 210H59V211H60ZM69 210H70V209H69ZM75 210H76V209H75ZM75 210H74L73 212H76ZM144 210H146V209H144ZM13 211H14V212H13ZM55 211H56V210H55ZM77 211H78V210H77ZM50 212H51V211H50ZM63 212H64V210H63ZM251 212H252L253 216H251V215H252ZM43 213H44V212H43ZM48 213H49V212H48ZM39 214H40V212H39ZM44 214H45V213H44ZM44 214H42V216H43ZM73 214H74V213H73ZM136 214H137V213H136ZM151 214H152V212H151ZM250 214H251V215H250ZM46 215H47V213H46ZM65 215H66V214H65ZM71 215H72V214H71ZM138 215H139V214H137V216H138ZM39 216H40V215H39ZM49 216H50V215H49ZM53 216H54V215H53ZM55 216H56V215H55ZM57 216H59V215L57 214ZM60 216H61V215H60ZM66 216H67V215H66ZM45 217H46V216H45ZM138 217H139V216H138ZM149 217H150V216H149ZM152 217H154V216L152 215ZM256 217H257V216H256ZM263 217H264V216H263ZM38 218H39V217H38ZM43 218H44V217H43ZM52 218H53V217H52ZM52 218H51V219H52ZM55 218L57 219L58 217H55ZM55 218H54V219H55ZM141 218H142V217H141ZM258 218H259V217H258ZM41 219H42V218H41ZM44 219H45V218H44ZM48 219H49V217H48ZM62 219H63V218H62ZM45 220H46V219H45ZM45 220H44V221H45ZM57 220H59V219H57ZM68 220H69V219H68ZM72 220H73V219H72ZM46 221H47V220H46ZM48 221H51V220H48ZM55 221H56V220H55ZM64 221H65V220H64ZM66 221H67V220H66ZM76 221H77V220H76ZM215 221H216V220H215ZM9 222L12 223V224H10ZM61 222H62V221H61ZM67 222H68V221H67ZM79 222H80V221H79ZM47 223H48V224H51V222H50V223L47 222ZM57 223H58V222H57ZM71 223H72V222H71ZM73 223H74V222H73ZM73 223L70 224V225L73 226ZM177 223H178V222H177ZM259 223H261V222H259ZM259 223H258V224H259ZM37 224H38V223H35V225H37ZM61 224H63V223H61ZM61 224H60V225H61ZM79 224H80V223H79ZM261 224H262V223H261ZM261 224H259V226H260ZM10 225H12V227H11ZM21 225H19V226H21ZM35 225H34V226H35ZM70 225H69V226H70ZM75 225H76V224H74V227H75ZM180 225H181V224H179V228H181L184 224H183L181 227H180ZM187 225H189V224H187ZM209 225L211 226V224H209ZM9 226L11 227V229L9 228ZM46 226H48V225H46ZM49 226L51 227V225H49ZM217 226H218V225H217ZM217 226H216V227H217ZM50 227H49V228H50ZM61 227H62V225H61ZM63 227H64V225H63ZM76 227H78V225H77ZM76 227H75V228H76ZM165 227H168V226L165 225ZM170 227H171V226H170ZM186 227H187V226H184L182 229H184V228H186ZM189 227H190V226H189ZM207 227H208V226H207ZM212 227H213V226H211L210 228L208 227V229H207V228H206V229L203 228V230L201 229L202 231L199 230L200 233H201V232H204V235L200 234L199 232L195 233V235L199 233L201 237H202V236H205V235L207 236V234L209 235V229H211V230L213 229L215 232H218L217 230L220 229V228L218 227V228L215 230L216 227H213V228H212ZM242 227H243V229H242ZM35 228H36V227H35ZM51 228L53 229V227H51ZM54 228H55V227H54ZM72 228H73V227H72ZM187 228H188V227H187ZM6 229H7V230H6ZM64 229H67V228L65 227V228H62L61 230L63 231ZM76 229H77V228H76ZM13 230H11L10 233H12ZM29 230H30V229H28L27 231H29ZM71 230H72V231H71L70 234H72L73 231H77V230H75L74 228L71 229ZM78 230H79V228H78ZM191 230H192V229H191ZM193 230H194V228H193ZM204 230H205V231L207 230L208 232H207V231L205 232ZM211 230H210V234H214V231L212 230V231H213V233H212ZM20 231H16V232H15L16 234H15V233H12V234H15L16 236L14 237L13 235H11V236L14 237V238L11 237V239H10V233H8V234H9V235H8L9 237L6 236V234H5V235L2 234V235L0 236V238H1L0 241H1V240L4 241L5 239H8V240H9V243H10L11 245H12V243H16V246H19V245H20V247L22 246L21 249L17 250V251H18V253H17V251L15 250V248H16V249H18V248H17V247L15 246V244H14L15 248H12V249H11V250L13 251V252H12V251L7 247V246H9L10 244L5 240V242H4V243H6L5 245H7V243H8L9 245L4 246L3 249H5V248L7 247L6 249H9V250L12 252V253H11V254H12V256H11V257H12V260L16 259L18 256H21V257L24 256V258H26V257L29 255L27 251H29V252L32 251V250H31V251H30V250H27V247L29 246V248H30V246H31V245H30V242H29V239H30V238L28 237V240L25 239V238H27L26 236H27L29 233L27 232V233H28V234H27V233H25V231H24V232H20ZM30 231H31V230H30ZM42 231H43V230H42ZM46 231H47V230H45V233H46ZM51 231H52V230H51ZM62 231L58 232L57 236H59V233H61ZM195 231H196V230H195ZM195 231H194V232H195ZM1 232H2V231H1ZM56 232H57V231H56ZM77 232L79 233V235H83V233H81V231H80V232L77 231ZM77 232H74V233L72 234V236H73L74 234H77V235H78ZM3 233H6V232L3 231ZM31 233H32V232H30V235H28V236L33 237V236L31 235ZM50 233H51V232H47V234H49V235H50ZM52 233H53V232H52ZM52 233H51V234H52ZM26 234H27V235H26ZM39 234H40V233H39ZM47 234H46V235H47ZM54 234H55V233H54ZM70 234H69V235H70ZM85 234H86V233H85ZM149 234H150V233H149ZM182 234L185 235L186 232H185V233H182ZM199 234H198V235H199ZM261 234L264 235V233H260V235H261ZM3 235L7 237V238L4 237V238H5L4 240H3ZM17 235H18V236H17ZM40 235H41V234H40ZM43 235H44V234H43ZM49 235L46 236V238H48L47 240H46L45 237H44V238L41 237V240L43 239L41 242H40V240L37 241V240H38L37 237H36L37 235H36V236L34 235V237H36V238H35L36 241H37V242H40L39 244H37V247H38L39 249H40V248H41V249H40V251H37V252H39V253L35 255L36 257L33 255L34 258H35L36 260H34V258L31 257V256H32L31 254H33V253H32V252L30 253L31 256H29V258H30V257H31V258H30V259H27V260H31L30 263L33 264V262H37V264H56V263L59 264L58 262L62 261L63 263H60V264H64V263L66 264V262H64L65 260H61L62 258H61V259L59 258L60 261H58V260H56L57 258L51 257V256L48 254V253H50V252H52V254H53L54 250H55L54 254L56 253V251H57V253H58V251H62V250H63L62 248L65 246V245H64V246L61 245V247H60V245L58 244L59 246L56 247L55 244H54V245L51 244V245L54 246L56 249H55L54 247H50V246H51V245H49L50 242H51L50 239L53 238V237H52V238H50V237L53 236V235H51V236H49ZM55 235H56V234H55ZM55 235H54V236H55ZM69 235H68V236H69ZM146 235H148V233H146ZM157 235H158V234H157ZM160 235H161V234H160ZM162 235H163V234H162ZM187 235H188V234H187ZM195 235H194V236H195ZM41 236H42V235H41ZM83 236H84V235H83ZM180 236H181V235H180ZM189 236H190V237H187V236H186V240H188L187 238H191V237H192L191 235H189ZM206 236H205V238H206ZM16 237H17V238H16ZM66 237H67V236H66ZM69 237H71V236H69ZM74 237H75V235H74ZM144 237H145V236H144ZM144 237H143V238H144ZM152 237H153V236H152ZM196 237H197V236H196ZM196 237H194V239H195ZM261 237H262V236H261ZM38 238H39V237H38ZM141 238H142V237H141ZM141 238H140V239H141ZM145 238H146V237H145ZM153 238H155V237H153ZM157 238H159V237H157ZM157 238L154 239V241H152L151 238H150V239H151V240H150L149 237H148V239H147V238H146V239H147L148 241L150 240V241H152V242H155V241L158 242ZM197 238H198V237H197ZM255 238H256V239H255ZM14 239L17 240V241H16V242L11 241V240H14ZM22 239H25V240L22 242V241H21ZM35 239H34V240H35ZM53 239H55V242H56L57 238H53ZM53 239H52V240H53ZM69 239H70V238H69ZM160 239H161V238H160ZM160 239H159V240H160ZM19 240H20L21 242H20ZM61 240H68V239H65V238H64V239H61ZM147 240H146V241H147ZM173 240H174V239H173ZM182 240H183V239H182ZM206 240L208 241V239H206ZM18 241H19V242H18ZM25 241H26V242H25ZM32 241H33V240H32ZM48 241H49V244H48ZM238 241H239V240H238ZM11 242H12V243H11ZM17 242H18V243H17ZM68 242H69V241H68ZM143 242H144V240H143ZM159 242H160V241H159ZM188 242H189V240H188ZM191 242H192V241H191ZM261 242H263V241H261ZM0 243H1V242H0ZM2 243H3V242H2ZM2 243H1V245H2ZM4 243H3V245H4ZM20 243H21V244H20ZM53 243H54V242H53ZM57 243H58V242H57ZM66 243H67V242H66ZM140 243H141V241H140ZM165 243H166V242H165ZM167 243H168V241H167ZM169 243H170V242H169ZM189 243H190V242H189ZM209 243H210V242H209ZM239 243H240V242H239ZM259 243H260V242H259ZM162 244H163V243H162ZM176 244H177V243H176ZM181 244H182V243H181ZM181 244L177 245L176 248H177L178 246L180 247ZM1 245H0V246H1ZM11 245L9 246L10 248L12 247ZM32 245H33V242H32ZM78 245H79V244H78ZM124 245H126V244H124ZM129 245H130V244H129ZM141 245H143V244L141 243ZM213 245H214V244H213ZM14 246H13V247H14ZM173 246H174V245H173ZM214 246H215V245H214ZM220 246H221V245H220ZM58 247H60L61 249L58 248ZM128 247H129V246H128ZM141 247H142V246H140V248H141ZM144 247H145V246H143V248H141V249H137V250L139 251V252H137V254L140 255V256H139L140 258H143V259H145V260L148 259V261H149L150 264H151V263H152V262H151V257H148V256H147V255H149V256H151V255H150V253L148 252V250L145 249ZM179 247H178V248H179ZM218 247H219V246H218ZM221 247H222V246H221ZM29 248H28V249H29ZM48 248H50V249L48 250ZM0 249H1V250H0V253H2V246H1ZM6 249L3 250V254H4L5 251H6L8 254H10V252H8V250H6ZM13 249H14V250H13ZM110 249H111V247H110ZM50 250H53V251H50ZM65 250H68V249L65 248ZM113 250H114V249H113ZM122 250H123V249H122ZM132 250H134V251L136 252V249H132ZM143 250H144V251H143ZM210 250H213V248H208V246H206V245H201V246L198 245V246H194V247H193V246H190V247H188L187 249H185V250L182 251V252H179V253L174 252V253H171V254L168 255V256H165L164 258H162V263H163V264H203V263H204V262H203V261H204L203 258L206 257V256L204 257V255H205L206 253H208ZM68 251H69V250H68ZM86 251H87V250H86ZM86 251H85V252H84V251H81V252L79 251L80 253L76 252V254H75V250H74V255H73L74 258H73V260H72L73 264H86V263H87V264H91L90 262H93L92 260H94V259H92V256H91V255H90L91 258H89V259H90V262H89V259L86 258V259L88 260V261H85L86 263L81 262V261H83V258H84V257H77V255H79V254L85 256V255H86ZM116 251H117V250H116ZM116 251H115V252H116ZM142 251H143V252H142ZM146 251H147V252H146ZM14 252L16 253V254H15L16 256H14V254H13ZM69 252L71 253V251H69ZM144 252H145L146 254H142V253H144ZM22 253H25V254H22ZM63 253H64V251H63ZM70 253H69V254H70ZM87 253L89 254V252H87ZM123 253H124V252H123ZM148 253H149V254H148ZM159 253H160V252H159ZM5 254H6V253H5ZM8 254H7V255H8ZM11 254H10V255H11ZM50 254H51V253H50ZM66 254H67V253H66ZM84 254H85V255H84ZM124 254H125V253H124ZM124 254H123V255H119V254L116 255V258L118 259V260H117L118 264H119V263H120V264H134V261L132 260V258L126 257V256H124ZM141 254H142V256H141ZM160 254H161V253H160ZM1 255H2V254H1ZM17 255H18V256H17ZM22 255H23V256H22ZM55 255H56V254H55ZM128 255H129V254H128ZM8 256H9V255H8ZM8 256H7V257H8ZM57 256L60 257V253L57 254ZM68 256H69V255H68ZM87 256H89V255H87ZM87 256H85V257H87ZM131 256H133V255H131V253H130V257H131ZM143 256H146V257H143ZM154 256H155V255H154ZM2 257H3V256H2ZM11 257L9 256V258H10L9 261H11V262L7 261L8 259L5 260V261H6L7 263H11V264H14L15 262H17L16 264H19V261H20L19 259H20L21 257H19V258L17 259V261L15 260V262H12ZM93 258H94V257H93ZM99 258H100V257H99ZM140 258H139V260H140ZM146 258H147V259H146ZM0 259H1V257H0ZM80 259H82V260L79 261ZM104 259H105V258H104ZM143 259H141V261H142L141 264H144V263L146 262V261H144ZM154 259H156V258L154 257ZM205 259H207V258H205ZM21 260H23V258H21ZM27 260L25 261V259H24L23 261H24L26 264H30L29 261H27ZM100 260H102V259H100ZM5 261H3V262H5ZM57 261H58V262H57ZM94 261H95V260H94ZM143 261H144V263H143ZM102 262L104 263L103 260H102ZM137 262H138V261H137ZM137 262H136V263H137ZM139 262H140V261H139ZM149 262H148V264H149ZM207 262H208V261H207ZM216 262H217V261H216ZM0 263H2V262H0ZM21 263L23 264V262H20V264H21ZM25 263H24V264H25ZM95 263H96V261H95ZM95 263H94V264H95ZM136 263H135V264H136ZM208 263H209V262H208ZM4 264H6V263H4ZM92 264H93V263H92ZM146 264H147V262H146ZM152 264H153V263H152ZM261 264H262V263H261Z\"/></svg>","mask_w":264,"mask_h":264}]
</instances>
